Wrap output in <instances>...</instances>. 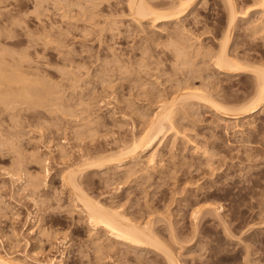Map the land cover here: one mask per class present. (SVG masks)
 Listing matches in <instances>:
<instances>
[{
	"label": "rangeland",
	"instance_id": "obj_1",
	"mask_svg": "<svg viewBox=\"0 0 264 264\" xmlns=\"http://www.w3.org/2000/svg\"><path fill=\"white\" fill-rule=\"evenodd\" d=\"M38 1H40L41 4ZM65 1L67 2V3L66 2L63 3L65 5L66 4L68 5V1H70L72 3L71 0H65ZM77 1L78 0H75L74 1L75 3L73 2L74 7H72L73 5H71V7H70V5H68V6L66 5L68 7L67 8L66 6H64V7L61 6L62 2H64L63 0H61V1L60 0H44V1H41V0H0V42L2 41L0 43V45H4V43H5L6 44L5 47H7V48L10 47L11 49L13 48V51H12L10 48L7 50V48H5L3 46L9 53L14 54L13 56L11 54V56L12 57H15V59H16V60H13L14 59L13 58L12 59L13 61L20 62L21 64L24 63L23 64V66L25 65L24 66L25 68L23 67L24 69H27V68L31 69L32 68L31 70H29V69L28 70L29 71H33V72L35 71V74L36 73H39L40 74V77L41 78L42 77L45 78L44 80L46 82H48V84L50 86H53L54 85L55 87L53 86V88H56L57 87L54 90H56V91L58 90L57 92L59 94H61V95H57V92L54 91V92H56L55 95L58 96L61 99V101L63 100L62 102H64V103L66 102L65 105H67L68 102L71 99H72L70 101L71 103L74 102V101L75 102L77 101V104L72 103V106L70 107V110L72 112V109L71 108H73L74 105L77 106V107L76 106L74 107L77 111L73 108V111L75 110L76 112L70 113V115H69V118L70 119L67 118L68 115H66L67 117L66 116L63 117L64 115L61 113V115H63V116H61L59 110H58V112H55L57 110V107H58V106H56V104H53L52 105V106L55 105L56 110L50 104L48 106H45L47 108L44 109L45 108L44 107L43 110L41 109L42 107H40V106H39V109H35V107L38 108V105H36L35 107L30 108V109H34L33 112H32V110H29L28 107H27L28 109L27 108L26 109H23V108L26 107V105H25V107H23L24 105L22 107H20L21 109L19 108V105H18L17 111H19L18 112L19 114L17 113V115H19L21 118L20 117L17 118V115L16 114H13V116L16 115L15 118L17 119V121H19V124L20 125L19 124L17 125V122L15 123L14 120H16V119L14 117L11 118L12 117L11 114H10L11 117L9 116V118H8V117H6V114H8V113H6L5 111H3L4 113H6L4 115V113H2L0 111L1 112L0 113V119L3 121L2 118H6V121H3L2 122L4 124H6V125L2 124L1 123V120H0V125H1L0 126V130L1 129H5V126H6V129H5L6 131H4V130H1L0 131V132H3V131L5 132V133L4 132L3 133L6 134V135H4V137H6V138L4 140V137H3V140H1L0 142L1 143L4 142V141L6 142L7 138H9L7 141L9 143H12L14 146L16 145V148H15V151L13 153H11V151H13V149L10 150L12 144H9L8 142H6L7 143V146H6V144L4 142V143H2L1 146L3 147V145H4V147H7V149L6 148L5 149L7 151L10 150L8 152L12 155V157L14 156L15 152L17 153V152H19V151L22 150L23 154H22V152H20L18 154H21L23 156V155H26V154L29 155L31 153V155L32 154L33 155H36V158L37 157L41 158V156L44 158V161L41 160V162H42L41 164L42 165L41 164L38 165L39 163H37V162L34 161V159H36L35 156L34 157L33 156H30L31 158L32 157L34 158L33 161L27 155H26L27 156L26 158H25V156H24V158L22 157L23 163L26 162L25 163V167H27L28 172L31 171L32 173H35L37 171H40V168L41 167L43 169L42 170L43 171L42 172V175H43V180L44 179L45 180L43 181L44 183L42 182V184L44 185V187H43V185L42 186L40 185V187L38 189H40L39 191H41V192L39 193V191L36 190V193H34V197L32 196L31 198H30L31 193H30L29 187L28 188L24 187L25 184H26L25 179H26L27 176H25V175H26V171L27 170L25 168H23V167L22 168L25 169V170H23L22 168L19 169L18 172H19V175L20 176L18 174H16V175L14 174L15 175V179H16V180H14L13 179L14 178V175L11 178L9 177L10 175L9 176H7V175L9 174L8 171L10 169H14V167H16V163L13 162V161H16V159H12L11 158L10 160H5L6 158L9 159L11 157V155L9 153L8 154L10 156L7 155L8 157H6V155H5L6 158H4L2 156L0 158V200L2 201V204H4V205L1 204L0 205V208L1 207L3 209L6 208L5 210H3L2 208L0 209V253L5 254V255H7V253H8V256L17 259L18 262L19 263L22 262V264H25V263L26 264H42L45 261L46 262L48 261L49 264H53V263L58 264L59 262L61 264H81L82 262H85L84 264H86L88 262V261L86 262V260H89V259L88 258L86 259V257H90V255L92 257V255L94 254V252L92 253V251H91L92 250L91 248H94L92 246L91 242L89 240H87V244H86V241H85L86 239H88L87 236H89V235H87L89 233V231H87L89 229V227L86 224L84 225V223L81 220H78L77 217H79V215L77 213L74 214L75 213L74 211L73 212H67L66 213V214L69 213V215L64 214L65 211H67V210L68 211H71L72 205L74 203L73 202L74 201L73 200L74 199L73 198L74 196H71L72 193L70 192L69 187H66L67 185H64V184L61 183V181H60L61 180L60 179L61 173L64 172L65 170H67L70 167H74L73 164L74 163L76 164V162H74V161H77V159L79 161V162L77 161L78 162V165L81 164L82 163L81 161L83 160V159H81V156L84 155L83 153H85V155L83 156L84 158L87 156L86 157L87 160H89V159L90 160H93V157L96 154L97 155L98 154L99 155H102L104 152H107V151H108V153H110L111 151L113 152L115 149H117V151H118V149L120 150L122 148L121 146H123V140H125V143L124 144H126L127 142H130V139L132 138V133L131 132H134L133 135H136V134L138 135V132L140 133V130L142 129L141 127L145 123L144 120L147 121L148 118H146V117H148V116H146L145 119L142 120V121L141 120L140 121L138 120V122H140V123H137V120L136 119H138V116L139 115L136 116L134 114L135 117H133L134 115L132 116L131 115L132 112H130L129 110L134 109V107H137V106L138 107L140 106L141 107L140 108L141 110H142V106H143V109H144V105L147 103L146 102L147 101L146 100L147 98H146V96H144V98H146V99H143V94L144 93H147L148 91H150V90H147V89H151L154 92V89L156 90V85H157V87H160L161 86L160 88H163V86L164 87H167V86L172 87V84L178 82V76L181 77L180 73L174 74L175 72L170 71V72H173V74H171L172 76H168V75H170L169 72L168 73L166 72L164 74L167 76V78L170 77L171 79L169 80V78H168L167 79L168 81H166V82H165L166 79H162L161 75L159 74V70L160 69L159 70L157 69V72H156V69H155L156 66H158L159 63H161L160 61H162L161 59L159 61L158 58H156L158 56V53L159 52H160L159 55H161V56L163 55L161 58H163L164 60L166 58V60H168L170 62L168 56H170V54L172 53V51H170V50L173 47V46L171 47L170 44L173 45L172 43H173L174 39L175 40L177 39L176 41L179 40L181 42L180 43L178 41L177 44H179V43L182 44L183 41H182L181 38H184L185 36L187 37V39H189V37H190L189 42L187 44L190 48H194V47L200 48L203 45H204V47H206V46H209V44L215 43V45H216L218 43L217 46H215L217 48L218 45H219V42L216 39V37L214 39V35L218 37L219 36V33H218L219 31H221L220 32V35H222L221 33H223V31H224V30L222 31V28L225 29V27H226L225 25L227 24L226 23L227 22L226 21L227 20L226 19V16H227V11H226L227 10L226 9L227 8V5H225L226 1H223L224 2L223 3L222 0H196L195 1L196 3H194V5H193V7L191 9L194 12L196 11L195 14H193L194 12H192L190 10V12H192V13L189 12L188 14H186L187 16L189 15L188 17H186V15L185 16H182L183 18L181 17L182 19H180L179 22L177 21L178 23L176 21L175 22L174 21H165V22H162L163 23L162 24L161 22H156L155 21L154 22L155 25H154L153 23L152 24L149 23V21H150L149 19L143 20V21H141L142 22L141 24L144 25L145 31L143 30V26L142 25H139V27L141 26V28H137L138 22L136 20H135L136 21L135 22L134 19H132L131 12H129L130 10L127 7L128 6V4H127L128 0H127V2H126V0H103V1L101 0L102 2L100 1V4L98 3V5H97V2H99V0H93V4H92V1L91 0H89V1L86 0L87 3L89 2L88 4L91 6V9L88 8L89 5L87 6V3H85L86 2L85 0H84L85 2L83 0H80L79 2H77ZM95 1H97V2H95ZM162 1L163 0H161L159 2H162ZM234 1H235L234 4H236V6H237V7L235 6V8L237 10L239 9L240 11H242V10L244 11L245 10L246 11V15H248V16H246L245 18H241L240 17L241 16L240 15L241 12L238 13V21H237V23H238L237 26L238 27H235L236 29L235 28L232 29L231 37H233V38H231L232 40H230V42L228 44V49H230V50L233 49L232 51H235L234 49H236L235 52H240V53H238L240 55H244V54L245 55H249V54H251V56L252 55L263 56L264 55V53H263L264 52V37H262L263 39L261 37H259V36L258 37H254V38H256L254 40V38L251 37L250 34H247L249 32H248V29L246 27L247 24H249L248 22H250L248 20H250L251 18L253 19L255 17L257 18V15L258 14H256V13H258V12H256V11H257V8L259 7V4H258V7L257 6L255 7V5H257L256 0H254V1L253 0H234ZM37 2L40 4V6L37 4ZM70 2H69V4H71ZM90 2H91V4H90ZM163 2H165L166 4H168L167 3L168 1H165L164 0ZM58 3H61V4H58ZM76 3L79 4V5L78 6L76 5V8H75V4ZM94 3H96V4H94ZM56 4H58V5H56ZM82 5H84V9H83ZM93 5H95L96 11H95V9L93 10V8H94ZM251 5H253V6H251ZM79 6L82 7V8L81 9L78 8ZM246 6H247V8L249 7V9L245 8ZM69 7L71 9H69ZM98 7H99V10L101 8V10H100L101 12L98 11ZM156 7H157V5H156ZM156 7H154V8L156 9ZM158 7H157V11H159L158 10ZM66 8H67V10H66ZM85 8H86V11L87 12L85 11ZM87 8L91 11V12L89 11L90 13H93V12L94 13L93 14H90L88 12V9ZM164 8H165V6L162 9L164 10ZM79 9L80 10L83 9L85 12L83 10L80 11ZM70 11H71V14L69 15L68 13H70ZM249 11H251V12L249 13ZM78 12H79V14H78ZM80 12H82L81 15H80ZM96 12L97 13L99 12V14H97ZM84 13H85V15L87 14L86 16H87L88 19H86L85 15L83 17H81ZM252 13L255 16L252 17V15H253ZM66 14L69 15L70 19H71V16H72V19L68 21V17H67L68 15H66ZM95 14H97L96 15L97 17H98V15L99 16L101 15L100 18L98 17L99 20L96 19L97 17H95ZM196 14H197V16H196ZM65 15H66V17H64ZM74 15L75 16L78 15V16H76V19H75V16ZM89 15H91V16L94 15V16H92V19H91V16H89ZM198 15H199L200 18L198 17ZM73 16H74V18H73ZM84 17L86 19L85 20L86 22L83 19ZM105 17H106V21L104 20ZM190 17H191V19H190ZM195 17H197V19ZM79 18H80V20H78ZM112 18H114V19H112ZM192 18H194V20H196V22H197V20H199V21L196 23ZM240 18H241V21H240ZM89 19L91 21H93V24H92L93 26L90 25L91 24V21H89ZM95 19L98 21L97 24H95V22H96V21H94ZM108 19H111V21L113 20L115 22L113 23V22L109 21ZM183 19L185 21H183ZM117 20H120V21L117 22ZM87 21L90 22V23H87ZM187 21H188V23L191 22V24L190 23L189 24L188 23L186 24ZM101 22H103V24ZM104 22H106V25H108V26H110V24H108V23H111V24H115L116 22L117 23L114 25V27H113V25H111L112 28L110 29L108 26L106 28V25H105ZM173 22L175 24H177V26ZM181 22H185L186 25H183L184 23H181ZM245 22H247V24ZM164 23L166 24V27L165 26H162V25H164ZM192 23L193 24L196 23V25H193ZM198 23L200 24L199 26L201 28L198 26ZM88 24H89V26H88ZM167 24H169V26L170 25L171 26L168 28ZM179 25H181V27L183 26V28L188 27L187 28L188 31H189V29L193 28V29H191L189 31V33H192L193 36L191 34H188V36H187L188 31L186 32V29H182V28H181L182 29V31H181ZM189 25H191V26H189ZM243 26L245 27L246 30L243 29L244 28ZM163 27H164V29H162ZM198 27H199V29H198ZM102 28L103 29L105 28V30H103ZM166 28H168V29H166ZM172 28H174V29H172ZM177 28H178V30H180L179 33H181V34H179L177 32ZM141 29L144 32L143 31L141 32L140 31ZM160 29H162V30H160ZM165 29L167 31L170 29L169 30V32H170L169 34L170 35H168V33H167V31ZM175 29H176V32H175ZM204 29L205 30L207 29L206 31L211 30L210 32L213 31L214 33H210L208 31V33L206 34V31H205V34L206 35L205 34L204 35L203 34L201 35L200 33H203L204 32ZM84 30H85V32H84ZM86 30H87V33H86ZM163 30L166 33H164ZM183 30H185V31H183ZM193 30H194L195 34H193ZM234 30H235V32H234ZM243 31H245V32L243 33ZM171 32L172 33H178L179 34L178 36H180L178 38H180L181 40L178 39V38H174L173 40H169L170 41V43H169L167 36H169V38H171V36L173 35ZM184 32L186 34V35L184 34L185 36L182 35V33H184ZM216 33L218 35H216ZM144 34L145 35L147 34L146 37L149 38V39L146 38L143 41V37L145 38ZM165 34H166V36L163 37ZM212 34H213V36H211ZM44 35H45V37L47 39L46 38H42V37H44ZM160 35L162 37H160ZM196 35H199L200 38H202L205 41V43L207 42L208 44L206 43L207 44L206 45L204 43V41L202 39H200L199 36H197L199 38V41L201 42V44H199L200 42H198V40L195 39V38H197ZM208 35H210L211 37L208 36ZM245 35H246V37H245ZM151 36L152 37L156 36L157 39L152 38ZM191 36H192V39H191ZM207 36H208V39L206 41ZM248 36L250 38H253V39L251 40L250 38H248ZM175 37H177V34H175ZM41 38H42V41H41ZM60 38H62V39H60ZM211 38H213V39H211ZM220 38L221 37H218V39H220ZM259 38H261V39H259ZM56 39H57V41L58 40H61V41H59L60 44L62 43V40H63V43L60 45L59 43H57V41H55ZM151 39H154L153 41H156V42L151 41ZM164 39L167 40L166 41L167 43L164 42ZM184 39L186 40V38H184ZM64 40H65V42H64ZM145 40L148 41V42L146 41L148 43V45L150 44V46H148V45H146V46L149 49L151 48L152 50H150V51L151 52L153 51V52L150 53V51H148V53H145V52L144 53L145 54H148V55H149V53L150 54H153V57L151 58L152 60L150 59V61L148 60V62H151V65H150L151 67L150 68L152 69V71H153V68H154L156 74H155L154 71L152 73V71L149 69L150 73L153 74L152 75L153 77H151V75L149 74V71H148V73H146V75L145 74H140V76H142V79H143L142 81L143 82H141V78H140L139 81H138V85H136V84L134 85V82L133 81H132L133 84L130 82V79L132 78V76H130V74L128 76V74H127V73H129L128 71L130 70V68L128 67L129 70H126L125 69V71H124V68H125L124 66H126L125 64L127 62H129V61L126 60L127 61L126 62L123 59L124 58L126 59V56H129V57L132 56L131 59L133 60V62H136L135 60L138 59L136 56L137 55L140 56L139 54H141L143 52L142 51V50H144L143 48L145 47V50L144 51L147 50L146 49V46H145V44H147V43L145 42ZM261 40H263V41H261ZM51 41H53V42H51ZM157 41H158V43L160 41V43L162 45L160 43L157 44ZM161 41H163V42H161ZM49 42L51 44H49ZM142 42L143 43L145 42V43L143 44ZM151 42H152V44H151ZM185 42L186 41H184L183 45L187 46L185 44ZM52 43H54V44H52ZM140 43H142V44H140ZM163 43H165V44L163 45ZM174 43H175V41H174ZM189 43H190V45H189ZM193 43H194V45L192 46ZM195 43L199 47L195 46ZM137 44H138V46H137ZM177 44H175L174 46H177ZM53 45H55L56 47H54ZM132 45L134 46L135 50L132 47ZM139 45L140 46L141 45H144V46H141L140 47ZM153 45H155L156 47H154ZM213 45H210V47L213 48L214 47ZM65 46H66V49H65ZM169 46H170V50H167V49H169ZM57 47H58L59 50H56V49L54 50V48H57ZM63 47H64V49H63ZM139 47L141 48L140 49L142 51V52L140 51L141 53L138 50ZM189 47H186V48L188 49ZM69 48H71L72 51ZM131 48H132L133 52H132ZM161 48H163V49H161ZM165 48H166V50L168 52L167 54H166ZM175 48L173 50H175ZM67 49H69L68 50L70 52V53L68 52L69 54H66ZM20 50H21V54L19 53ZM59 51H60V53H59ZM128 51H129V53H128ZM15 52L18 55L20 54L21 56L23 54V57L25 58V60L22 57L21 58V61H20V58L17 61V57H19L20 55L18 56ZM25 52H27V53H25ZM61 52H62L63 56L66 59L69 57L68 55H70V54L72 55V56L71 55L70 56L72 57V60L73 61L70 59V62L72 61L73 63L72 62L71 63L73 65L71 63L69 64L68 61H64L63 60L64 58H62L63 56L61 55ZM134 52L135 53L137 52V54L135 56H133L135 54ZM138 52H139V54H138ZM162 52H163V54H161ZM164 52H165V55L167 57L164 55ZM57 53H59V54H57ZM119 53H121V54L124 53V55H126V56L124 57V55H121V57L123 59L120 58L119 55L118 56H115V55H117ZM130 53H131V55H130ZM27 54H28V56H27ZM259 56H258V59L256 58V60H258V61H259V59L264 60V56L263 57H259ZM28 57H30V58H28ZM71 57H69V58H71ZM112 57L113 58L114 57L115 58L116 57L117 58L119 57L118 58L119 59V62L121 60L122 63L121 62L120 63L119 62H116L115 63V58L113 59ZM129 57H128V60H130ZM117 58H116V61H117ZM109 59H110V61H108V62L111 65H109V63H106L107 60H109ZM10 60L11 59H9V62L8 63L11 64L13 61L11 60L12 61L11 62ZM26 60H28V61H26ZM111 60H113V64L111 63ZM157 60L159 61V63H158ZM166 60H165V62L163 61V64L161 63L158 66V68L160 67V68L169 69V62L166 61ZM23 61H25V62H23ZM156 61H157L158 65L155 66L154 64H156ZM16 62H14V63H16ZM14 63H12V64H14ZM26 63H27V65L29 64L28 67H27ZM74 63H78V64L75 65ZM262 63H264V61H262ZM61 64H64L63 65L64 67H65L66 64H67V66L68 65H71L72 67L71 66H68V68L70 67L68 69L67 66H66V68H64ZM104 64H107V65H104ZM115 64H116V66L118 64V66L117 67H115V66L112 67V65H115ZM131 64L132 63H131V60H130V67L132 66ZM136 64H137V62L134 65H136ZM164 64L166 65L165 67H163ZM167 64H168V68H167ZM120 65L122 67H124V68H121ZM80 66H81V69H80ZM103 66H106V67L103 68ZM108 66H111L110 67L111 68V71L109 70L110 73L109 74H108V72L103 73V72H105V70H103V69H106V68L107 69H110ZM128 66H129V63H128ZM136 66H138V65H136ZM153 66H155V67H153ZM33 68H34V70H33ZM116 68H119V69H116ZM126 68H127V66H126ZM35 69L38 72H36ZM71 69H73V71H69ZM112 69H114V70H112ZM121 69L123 70V74H121V72H122ZM100 70H101V72H99ZM207 70L208 69H206V72L208 74L207 76H209V74H210V75H212L211 78L209 76L208 79H207V76H206V79L207 80L205 78H203V79L200 78V79H202V81L205 79V81H203L204 84L206 82H208V83H206L207 86L209 85L208 87L206 86L207 87L206 88L207 90H209V87H211L210 90L212 92H213V89L214 90L217 89V91H220V96H221V92L223 91V94H222L223 95V98H222V100L225 99L224 100L225 101L224 104H226V105H228V103H233L234 105H236V104H243V102H245L246 100H248V98H250V96L253 95V93H254L253 90L254 89L252 90V88H253V87L251 88L252 85L249 86L250 85V82H249V85H248V81L249 80H247V79H250V78H248V77H250V75H248V76H247V74L240 75V76H242L241 79H240V77H238L239 75L238 76H231V77H228L227 76L226 77L223 73H219V74H217L218 76H215V78H216L215 79L214 78V75H213L215 73L213 71H210V69L208 71ZM74 71H75V73H74ZM116 71H118V72H116ZM70 72H71L72 75H74V77L72 79H71L72 75H70ZM140 72L141 73H145L144 70H143V68L141 69V67H140ZM116 73H119L122 76L119 75V77H118V74L115 75ZM157 73L159 74L160 77L157 75ZM43 74H44V76H43ZM85 74H87V75H85ZM104 74H106L105 75L106 77H104ZM124 74H125V76H124ZM147 74L150 75V76H148ZM114 75L117 76L118 78L121 77L120 79H118V81L120 80L119 83L117 81V78L114 77ZM155 75H157L159 77V79H158L159 81H163L164 80L163 83H165V84L163 85V83H162V85H161L160 82L156 78L157 76H155ZM174 75H177V76L175 77ZM77 76L79 78H77ZM166 76H164L163 78H165ZM68 77H70L69 78V82L67 81L68 79H66ZM80 77H82L84 80H82V78L80 79ZM101 77H103V79H106L107 78L108 81L102 80ZM109 77L115 78L116 80L115 79H112L113 81L110 83ZM123 77H125V78L123 79ZM129 77H131V78H129ZM154 77H155V80L154 79L152 80V78H154ZM174 77H175V80H177V81L174 80ZM236 77H237V79H236ZM98 78H100V80H98ZM209 78L212 79V80H210ZM213 78L216 81L215 82L216 85H214V82L211 83L213 81ZM47 79H48V81H47ZM121 79L124 80V82L121 81ZM198 79L195 78L194 80L193 79L191 80L192 83L195 84L194 86H196L198 83H200V84L197 85L198 87H199V85L201 86L203 84L202 81H200V80L198 82ZM77 80H79V81H77ZM146 80L147 81L149 80L150 82L149 81L146 82ZM208 80L211 81L210 82L211 84H209V81ZM72 81H74V82H72ZM102 81H103V83H102ZM116 81H117V83H116ZM126 81L127 82L129 81L131 83V84L130 83L127 84L129 86L128 87V90L129 91H127V90L125 91L124 90V88L125 89L127 88V85H125L127 83ZM172 81H174V82H172ZM121 82H123V84ZM140 82L143 84V86H142V84H141V86L145 89L144 91H142L143 90L142 89L141 90V93L139 91L140 89L138 90V87L139 88L141 87L140 86ZM144 82L146 84L148 83V86L150 88L148 86L147 87L145 86L147 88L146 89L144 87V85H145ZM153 82H154V86H152L153 85L152 84ZM157 82H159L160 86H158L159 84ZM196 82H197V84H196ZM217 82H218V84H217ZM70 83H71V85H73V88H75V90L73 88H70V86H69ZM105 83L108 84L109 86H110V84H112V86H114V87H112V86L109 87L108 86L106 88ZM115 83L118 84V85H116ZM169 83H170V85H167ZM212 84L214 86L218 87V88H215ZM121 85H122V87H124L123 85H125V87L122 89L121 88ZM219 85H220V87H219ZM78 86L80 87L79 89H77ZM132 86H134V87L132 88ZM135 86H137V90H138L137 92H138V95H139L138 96L139 99H137V96H136V98L134 96V93L136 92V89H134ZM202 86H204V85H202ZM111 87H112V89H110ZM115 87H118V88L115 89ZM119 87L121 89H119ZM130 87L133 90L130 89ZM152 87H153V89H152ZM202 88L205 89V86L202 87ZM219 88H221V89L218 90ZM120 90L123 93H121ZM123 90L127 94H125ZM130 90H131V92H134L133 94L131 93L132 96L130 95ZM73 91H75V92L80 91V92H78V94L79 93H82L85 96L87 95L86 96V99H84L85 98L84 95H82V94H79L78 95L75 92H74L75 93L74 94ZM145 91H147V92H145ZM115 92L116 93L118 92L119 94H116ZM137 92H136V94H137ZM142 92H144V93H142ZM124 94L126 96H124V98L122 99V96L121 95H124ZM81 95H82V98L84 96V98L82 100L85 101V102L87 101L86 103L83 102L82 100L80 101V99H81L80 96ZM119 95H120V99H117V98H119ZM127 95L129 96V98H127ZM68 96H69V98H68ZM77 96H78V98H77ZM63 97H64V99H63ZM130 98H132L133 101ZM115 99H117V102H116ZM121 99H122V101L123 100H126V99H127V101L130 100V102L129 101L128 102L130 104H132V106H133V103L134 102H136L137 104L134 103V104H136V106H133V108H132V106H130L128 104V102H127V103L124 104L125 106H123L121 104V102H122ZM140 99H143V100H140ZM88 100H90L91 102H89ZM70 102H69V104H70ZM87 103H89L88 106H90V107L87 106ZM122 103H124V101ZM82 104H85V105L83 106ZM197 104H199V106H201V107H199ZM20 105H22V103H20ZM120 106L123 107V108L125 107L124 109H126V110H124ZM127 106L128 107H131V108L130 109L129 108H126ZM145 107H147V106H145ZM194 107H196V108H193L192 107V108H190V110L189 109L187 110L189 113L192 112V114L190 115L191 118L188 117L187 115L183 114L185 117L186 116L188 117V118L186 117L187 120L182 115L181 117H183V119L185 118L184 121H183L184 123L181 121V120H183L181 118V119H179V124H177V125H179L178 127L181 130V132L182 133L184 132L183 134H186L187 131H188L190 134L187 133L186 135H188L189 137H191L193 135L192 136L193 137L192 138L193 140H195L197 138L194 141V144L196 143V144H198L200 146V149H199L200 152L194 153L196 155L195 156L194 154H192L193 152H195L194 151V148H192L191 146H188L187 148H185V147L183 148L182 147V144H180L181 145L180 147H181V150L182 151L179 150V152H181V154L179 153V155L177 157H175L176 160L174 158H173L174 160L172 158L170 160V153L169 152H168L169 154L166 153V156H167V161H171V163L173 162L172 164H175V165L176 164H180V162L183 163V162L186 161V163H184L186 166L184 164H182V166L184 168L185 167L187 168V166L189 165L187 163L189 161H190L189 163L193 162V163H191V166L193 164V165H195V167L192 166L194 168L193 169V168H190L191 166L189 165L188 166L189 167L188 168L189 169V172L188 173H191L193 175H195V174L197 175V173L199 172L198 173L199 175H197V176L200 177V178H201V176H203L201 179H203V178L204 179L201 180L200 178H198L196 176H195V179L198 178L197 180H200L199 181L200 183L197 180H196L198 182L197 184H196V182H192L193 180L191 179L192 180L191 181L189 179V177H188V179L190 180L191 183L190 182H186L187 180H185L182 183V180L187 179L186 177L183 178V179H180L179 180L180 182L179 181H174L173 178H172L173 174L172 173H170V174L167 173L169 176H165V177L162 176V179H161V180H163L165 178L164 179L165 182H164V180L160 182V179H159V181H157V182H160L159 183L160 184V187H157V183H156L155 180L158 178V176H157V174H154V176H157V178L155 177L156 179L154 178L155 180L153 179L154 180V182H153L152 181V178L154 176H152L150 181L153 182L152 185H154V183H155V186L154 187L153 186L152 187H147V183L150 182V181H148L146 183L143 182V187L141 186L142 187L141 188L142 191H141L140 188H137V187H139V185L141 183H139V184L136 183V184L131 185V182H130V180H128L127 177H122L125 174L124 173L122 174L120 172V169H116L115 167L110 166L109 168L108 167H105V169L102 168V169H99V170L98 169H95L93 171L90 170V171L86 172L87 174L85 173V175H80V179H79L80 182H81V179L84 178L83 176H85V178L82 181L83 182H89L88 183L89 185L87 183L85 184V183H82L81 182L82 186L84 185L83 186L84 189L83 188L82 189L83 190H86V193L89 194V196L91 195L93 199L96 198L99 201L102 200L101 203L102 202L103 203L106 202L105 205H108L107 203H109V205H111L110 203H113V205L115 204L114 206L120 207V210H123L126 213L128 212L127 213L128 216L131 215L133 217V214L135 215L137 213L136 210H135V209H137L138 213H140V214L144 210L145 212L144 211L143 212L146 213L145 215H147L150 218V215L149 214L152 212L151 210L153 209V207L155 209L157 208L158 210L157 209L155 210L156 213L159 212L162 215V217L163 218L165 217L166 219L165 218L163 219L161 217H160L161 218L160 219L159 216H158L160 214H158V213H157L158 214L157 215L158 218H155L156 217L155 216L156 213L154 214V211H153L151 213L152 216H151L150 219H152V217H153L155 220L158 219V221H159V222L156 221L155 224L153 222V226H154V228L157 227L156 230H158V231L160 230L159 232H162V233H158V231H157L158 234H162L161 236L167 242V243L165 242L166 245H168V242H169L170 245H168V247L169 248L172 247L173 253L177 256V258L181 261L182 264H264V120H262L263 117H264V115L262 113H258V114H256L254 116V118H253L254 120L253 119L252 120L255 121V122L252 123V125L254 124L255 127H253L250 124H249L250 125V127H249V125H247L248 123H247V120L246 119L236 120V122H237L236 125H238V124L239 125L238 126H235V124H234L232 126L233 123H236V122H234V120L230 124H229L230 120L224 122V123H227L228 122L227 124H224L221 120H219L221 122L218 121V117H215L216 115H214V113L211 110L207 109L203 105H200V103H196L194 105ZM82 108H83V110H81ZM117 108L118 109L121 108L122 111L120 109L118 111ZM197 108H199V109H197ZM203 108H205V109H203ZM50 109H52V112L51 113H50V111H51ZM86 109L89 112H85ZM115 109L117 110L116 112H114ZM20 110H21V112H20ZM25 110H27V111H25ZM127 110L131 113V114L129 113L130 116H128V113L125 114L126 112H128ZM197 110H198L199 114H197L198 113ZM199 110L201 111V113H200ZM24 111H25V113H22ZM44 111H49V112H45L44 113ZM81 111H83L84 114ZM53 112H54V114H53ZM78 112H80L81 114L80 113L77 114ZM118 112H120V114ZM122 112L123 113L125 112L124 113L125 115L122 114ZM195 112H197V113H195ZM34 113H36V114H34ZM47 113H50V114H47ZM193 113L196 114V116ZM1 114H3L4 117H1L2 116ZM90 114H92L91 117L89 116ZM71 115L72 116L75 115L73 117V118H75L74 119V122H75L74 124L72 122L73 118L70 117ZM87 115H88L89 118L87 117ZM59 116H61V117H59ZM131 116H132V118H131ZM259 116H263V117H259ZM58 117H59V119L60 118L64 119L63 120L64 123H63L62 119H60V120L59 119H56ZM80 117H81V120H79ZM83 117L85 119L87 117L86 120H89V122H91V124H89L86 120L85 121L87 122V125L84 126V124L83 125H82V123L80 124V122H78V121H81L82 122L83 121ZM178 117H179V115H178ZM178 117H176V118H178ZM199 118L201 120L200 122H199ZM11 119L14 122L11 121ZM65 119H67V121ZM91 119H93V121ZM126 119H127V121H126ZM141 119H143V118H141ZM197 119H198V121H197ZM215 119H217V120H215ZM68 120L69 121L71 120V121L69 122ZM76 120H77V122H78L79 125L76 123ZM65 121H66V123H65ZM85 121H83V122H85ZM94 121H96V122L99 121L101 123H99V122L96 123ZM208 121H210L211 123L208 122ZM216 121L219 124L216 123ZM67 122H68V124H67ZM129 122L131 124H134L135 122L137 123V124L135 123V125L132 126L133 128L136 125L137 126L134 129H132L131 124ZM141 122H143L142 125H141ZM180 122H182L183 125L180 124ZM189 122H191V125L189 124ZM198 122H199V124H198ZM10 123L11 124H13V123L16 124L15 128L13 127L14 129H16V128L17 129L18 128L20 129V130L19 129L18 130L16 129L15 131L16 132L18 131L19 133L22 132V135H19V137L21 139L19 137L16 138V136H18L17 134H12L11 133V130L13 129L11 127L14 126L15 124H13L11 126ZM213 123L215 124V126H213L214 125ZM69 124H73L72 126H75V124H76L77 126H81V128L83 127L82 129L80 127L77 128L78 131L81 129L78 132V134L80 132H82V131H83V133L84 132L87 133L88 131H91L92 130L91 128H93V127L89 128L88 126H90V125L91 126H94L95 128L92 131L93 133L91 132L93 135L90 133L89 134L90 137L89 136L87 137L86 136V133H84V134H81L80 133L79 134V137L81 135V138L78 137L80 139V140H78V138L76 136V135H78L77 134V131H76L77 129L75 128L77 126H75V127H72L71 126L72 128L76 129V130H74V129H72L69 126ZM138 124L140 125V127H138L139 126ZM185 124H187V125L189 124V127L186 125L188 127V128L186 127L187 128V131H186V129H184L185 128ZM196 124H197V127L195 126ZM57 125H58V127H57ZM225 125L228 126L227 127L228 129H226V130H225V128H226ZM115 126H117V127H115ZM120 126H122L121 127L122 129L120 128ZM182 126L184 128L181 129L180 127H182ZM7 127H9L8 129L10 131L7 129ZM251 127H253V128H251ZM109 128H112V129H109ZM136 128H137L138 131L136 130ZM138 128H141V129H138ZM14 129L12 130L13 133H14ZM87 129H89V130L86 131ZM129 129L130 130L132 129V130L130 131ZM7 130L10 132V134H8L9 132L7 133ZM71 130H73V131H71ZM103 130H104V132H103ZM183 130H185L186 132L183 131ZM68 131H70V132H68ZM129 131H130V133H129ZM73 132H75L74 134H75L76 138H75ZM94 132H96L97 134L96 133L94 134ZM3 133H0L1 134L0 135V138L3 136L2 135ZM23 133H24V135H23ZM25 133H27V134L25 135ZM62 133H64V134H62ZM11 134L13 135V138H16V139L10 138V137H12ZM82 135H85L87 138H85V136L83 137ZM102 135H104V136H102ZM109 135H111V136H109ZM169 137L170 138L168 140L165 139V138L162 140L163 141L162 143H164L165 141H167L166 142L167 144L164 143V145L166 144L165 145V148H164V150H166V151H169L170 145L168 146V144H170V141L169 140H171V138L173 137V135L172 136L170 135ZM10 139L11 140H14V142L16 144L14 142H12ZM72 139H73V141H72ZM16 140L17 141L19 140L18 141L20 143L19 146H18V143H17ZM177 140H179V139L177 138ZM59 143H60V145H58L59 146L58 147L59 149H58L57 148V144H59ZM162 143H160V144H162ZM118 145L120 147H118ZM1 146H0V150L3 152V149H1ZM17 146L18 147H21L22 149L21 150H20V148L18 149ZM60 146H64L65 154H66V152H68L67 153L68 155L66 154L65 157H61L60 158L56 154L58 152V154L60 155V151H58V150H60V148L63 150V148L60 147ZM8 147H9V149H8ZM160 147H162V146L159 145L158 148H160ZM77 148H79V149H77ZM191 148H192V151H191ZM211 148L213 150L215 149V151L212 152ZM5 149H4V151L7 154V151ZM16 149L19 150V151H17ZM66 149L67 150L70 149V151H67ZM204 149L206 150V152H205L206 155H203V153H202L204 151ZM166 151H164V153ZM187 151L191 152V154L189 152H187ZM5 152L0 153V154L4 156ZM32 152H34V153H32ZM36 152H38L40 154V156H39L38 153L36 154ZM71 153H72V155H71ZM80 153H81V156H80ZM187 153H188V155H187ZM214 153H215V155L213 157V154ZM73 154H74V156H73ZM191 155H193V156H191ZM199 155H201L200 156L201 158H199ZM15 156H16V154H15ZM90 156H91V158H89ZM159 156L160 155H157L156 156V159L157 160H158V158H160ZM181 156H182V158H181ZM67 157H69V158H67ZM75 157L77 159H75ZM183 157H185V158H183ZM188 157L190 158V160H189ZM27 158L28 159L30 158L29 160H31V162ZM43 158H41V159H43ZM56 158H58V159H56ZM194 158L195 159L198 158V159L195 160ZM25 159H26V161H25ZM45 159H47L46 160L47 162L45 161ZM60 159L62 160V162L63 161L64 162L61 163L60 162L61 161ZM65 159H67V160H65ZM73 159H75V160H73ZM86 159H84V160H86ZM179 159L180 160L182 159V161H180ZM164 160L166 162L165 156L163 157V162H164ZM4 161H6V162L8 161L7 164ZM58 161L61 164H59ZM65 161L68 162V164L66 163L67 165H65ZM71 161H72V163L73 162L74 163L71 164ZM200 161H201V163H200ZM9 162L12 164V165H10L11 168H9V164H10ZM28 162L30 164H32V165H30L31 168L28 166L29 164L27 165ZM32 162L35 163L37 166H34V164ZM44 162H46V163H44ZM69 163H70V165H69ZM62 164L65 165V166H63ZM172 164H171V166H172ZM6 165H8V167ZM43 165H44V168H43ZM124 165L127 166L128 165V162H124L123 164H121V167H125ZM75 166H77V164ZM171 166H169V167H171ZM6 167L9 168V170ZM35 167H37V168H35ZM111 167H112V169H110ZM213 167L215 169H212ZM38 168H39V170H38ZM65 168H67V169H65ZM114 168L117 171L114 170L116 173L113 172V174H112L111 171H113ZM184 168L182 169L183 171H184ZM63 169H64V171H63ZM106 169H107L106 174H108L107 175L108 177L106 176L105 173H101L103 175L105 174L104 176L101 175V174H99L100 172H105L104 170H106ZM45 170H47L46 171L47 172L46 174H44L45 173L44 172ZM101 170H103V171H101ZM185 170H187V169H185ZM213 170H214V172L212 174V171ZM20 171H22V172H20ZM96 171L98 172V174H96L97 173ZM121 171L123 172V170H121ZM23 172L25 173V175H24ZM110 172H111L112 175L110 174ZM139 172H141V171H139ZM194 172H196V173H194ZM22 173H23V175H22ZM88 173H90V175L92 174V177L94 176L92 178V180H90V181L89 180H85L88 177H90V179H91V176H88ZM114 173H115V175H114ZM179 173H181V172H179ZM179 173L177 174V176L179 175ZM109 174H110V177L112 176L111 178H109ZM97 175H100V176H102L104 178L98 177L99 179H97V178H95V177H97ZM118 175H120V177L122 179L124 178V180L122 181V180L118 179ZM16 176H17V178H16ZM44 176H46V177H44ZM57 176H59V177H57ZM86 176H88V177H86ZM81 177H83V178H81ZM113 177H114V180H113ZM166 177H168L169 179L166 178ZM41 178H42V176H41ZM105 178H107V179L109 178V181L107 179H106L107 180L106 181ZM208 178H209L210 181L207 180ZM104 180H105V183L106 184L104 183ZM116 180H118L119 183L116 182ZM125 180H126V182H125ZM168 180H172L173 182L172 181H168ZM127 181H129V182H127ZM141 181H142V178H141ZM45 182H46V184H45ZM115 182L117 184H119L120 186L122 184V186L119 187ZM120 182H123V183H120ZM166 182L167 183L169 182V184L172 182L171 184L172 185L174 184L173 186H175V183H176V186L175 187H177V190H178V187H179L180 188L179 189L180 191H181V188L182 187L186 188V189L182 188V191L184 190L183 191L184 194H183V192L181 193V192H177V190H174V189H176L175 187L171 189L170 187L172 185L167 186L168 184ZM211 182H212V184L210 185ZM193 183H194V186H196V185L198 186L199 185V186H202V187H203V184L206 183L204 185L205 187L211 186L207 190H211V191L214 190V192H216V193H217V190H218V193L217 194L213 193L211 195L212 198L209 197V199L207 200V203H210L211 201H213V203H212L213 206L215 204V206L217 205L216 207H220L219 210H217V213L218 214L217 213H212V214H217V216L220 214L219 216H221V217H219V216H218V218L216 216L214 217L210 213L211 216L210 215H205V214L204 215L201 214V216L199 215L201 218L198 216L200 220L197 218V221H195V219H193L194 221L191 219V218H193V216H192V214H188V213H191V212H189L190 209L194 205H196V204H194V202H195L194 199L197 197V195H200L198 197H201L202 194H203L202 191L197 190V186L196 187L192 186ZM161 184H164V185H161ZM134 185L135 186L137 185V186L135 187ZM178 185H181V186H178ZM184 185H186V186H184ZM20 186H21V188L23 186V188L21 189ZM114 186L115 187L118 186L119 188L118 187L115 188ZM155 187L158 188V190L160 192ZM134 188H135V191H134ZM144 188H146V189L150 188V190H152V189L155 190L156 189L157 195H156V193H155V195H153L152 194L153 191L152 192L149 191L151 193L150 195H152L154 198H149L150 195L149 196L147 195V197H148L147 198L144 195L145 194V192L143 191ZM53 189H55L54 191L56 193L53 191ZM115 189L116 190L118 189V192H116ZM130 189H132V190H130ZM164 189L166 191H165V193L163 195V198H162L161 195L163 194L162 191H164ZM167 189L168 190L170 189L172 192L175 191V193H177V194L176 195H174L175 193L171 194L172 192H170V190L168 191ZM191 189L192 190L193 189L195 190V191L193 190V192L195 193V195H194V193L192 192ZM139 191L143 192L144 194H142ZM111 192H113V193H111ZM137 192H138V194L141 193L142 196L140 194H139V196H136V195H138V194H136ZM169 192H170L171 196L174 195L175 198L178 196L177 197V200L174 197L172 199H170L171 197H170V194H168ZM189 192H191V194L193 193L192 198L189 197V195L191 196V194ZM53 193H54V196H55V194L57 196L54 197L52 195ZM126 193L127 194L129 193L130 195H127ZM160 193H162V194L160 195ZM43 194H45L44 195L45 197H43ZM69 194H71V195H69ZM124 194H125V196H124ZM46 196H48V198L49 197L50 198L52 197L51 199L49 198L50 201L49 200L47 201L48 198ZM130 196H131L132 199L130 198ZM155 196H157L158 198L156 197L157 198L156 199ZM164 196L166 197V199H165ZM38 197H40V198H38ZM119 197H121V198H119ZM126 197H129L130 199L127 198V200H126ZM185 197H187L189 199L191 198L192 201L189 203L188 201H190L191 199L189 200V199H186ZM57 198H58V200H56ZM67 198L68 199L70 198L71 200L70 199L68 200ZM44 199H45V201H47L45 204L42 203ZM61 199H62V201H61ZM153 199H155V200L153 201ZM118 200H122V202H120L117 205L116 203L119 202ZM132 200H134V201H132ZM135 200L139 204L134 203V202H136ZM148 200H149V202H147ZM209 200H211V201H209ZM55 201H57V202H55ZM115 201H116V203H115ZM123 201H125L124 202L125 204H123ZM52 203H54V204H52ZM121 203L123 205H121ZM133 203L136 204L138 206V208ZM141 203H142L141 206H142L143 209L140 208L142 210H139V206H140ZM143 203H145V204L143 205ZM156 203H157V205H156ZM186 203H187V206H186ZM195 203H197V202H195ZM202 203H203V201H202ZM202 203L200 201L199 205L202 204ZM205 203H206V201H205ZM46 204L48 205L47 206L48 208L46 207ZM65 204L66 205L68 204L67 207L70 206L69 209L68 208L66 209V207H65L66 205ZM69 204H72V205H69ZM189 204H193V205L191 206ZM58 205L59 206L62 205L63 207L60 208L61 206L59 207ZM119 205H121V206H119ZM125 205H127L128 208H127V206L125 208ZM145 205L148 206V208ZM188 205L190 206V208H189ZM210 205H211V203H210ZM49 206H51L50 208L51 209L53 208V209L51 210L49 208ZM132 206H134L135 208H133ZM121 207H123V209H121ZM129 207L130 208L132 207L133 209L131 208L130 211H129ZM187 207H188L189 210L187 209ZM39 208H41V209H39ZM144 208H146V209H144ZM149 208H152V209H149ZM48 209H49V212H48ZM54 209H57V210L60 209V211L58 210L59 213L57 212V210L55 211ZM50 210H51V212H50ZM148 211H151V212H148ZM53 212H55V213H53ZM71 213H72V215H70ZM130 213H133V214H130ZM138 213L135 215L136 217L138 216ZM52 214L54 216L56 215V217H54ZM202 215H203V217H202ZM46 217H47V219H46ZM37 218H38V220H37ZM74 219L76 221L78 220L80 224L78 223V221L76 223V221ZM39 220L40 221L42 220V221L40 222ZM70 220H72V221H70ZM168 220H169V222H168ZM36 221H37L38 226L43 225L45 227V229H47L46 227H49L48 228L49 231H50V228L53 227V229L56 231V235L53 234V231H50L51 232V235H52L51 237L55 238V240L52 238V240H51L52 242H51L50 241L51 237H50V239H49L50 242L48 241L49 244H48V242H45V243L43 242L44 244H41L42 249H45L44 251H45L46 255L49 257V259H47L48 257H44L43 254L40 255V252H37L38 249H35L34 248L35 239H33V238L36 235L34 232H37L38 231V226L36 224ZM50 221H52L53 222V225H55V226H52V224H51ZM10 222H13V223H10ZM38 222H40L41 224L38 223ZM170 223H171V225H173L172 226V229L173 230H171V231L173 232L175 230L174 231L175 233H173V235H176L177 236L176 239L179 241V243L173 237V235L171 234V232L169 230V228L171 226L168 228V225ZM195 223H197L196 226H194ZM10 224H11V226H9ZM36 226H37V229H36ZM32 227L35 228V230H33ZM13 228H14L15 231L13 230ZM53 229H51V230H53ZM11 231L14 232L16 235H14ZM63 231L64 232L67 231V232L64 233ZM168 232H170V233H168ZM10 233H12V234H10ZM5 234H6V238H7V235H8V238L7 239L5 238ZM9 236L11 238H13L14 240L13 239H10ZM65 236L66 237L68 236V238H71L69 240H71L72 243H69V242H71L69 240H65V239H67ZM170 236L173 237V240H171V237ZM174 239L176 240V243H175V240ZM15 240H17V241H15ZM64 240H65V242L69 243L70 246H68V248L67 247L64 248L65 247ZM80 242L82 243V245H81ZM83 242H84V245L85 246L83 245ZM104 242L105 241H102V243H104ZM114 243H113V241L110 243L111 245L113 244L115 246L114 248H112L113 246L111 247V245L109 244L110 247L109 246L108 247L110 249H108V247H106L108 249V251H107L106 248H104L103 249L104 251L101 250L99 253H97V255L99 254L98 256L100 257L98 260L95 258V256H96L95 254L96 253L94 254L95 256L93 255V258L95 260H97L96 261L97 263L94 262V264H99V263L100 264H103V262H105L104 264H167V262H165V258L163 257V255H161L162 253H160V252L159 253L158 252L156 253V251L151 250L149 248H146V249L145 248H136V247H132V246L130 247L129 245L127 246L126 244H122V243H118V242H114ZM5 244H9L11 246V248H10L9 245H5ZM11 244H13V245H11ZM89 245H90L91 248L88 247ZM103 245H107V243L106 244L104 243ZM78 247L79 248L81 247L80 248V249H82L81 252H80V250H79ZM77 248H78V250H77ZM111 248L114 249V250H112ZM46 249H48V250L46 251ZM74 249L77 250V251H74ZM94 251H95V248H94ZM105 251L106 252H109V253H106ZM60 252H62V253H60ZM76 252H77V254L79 256L76 254ZM84 252L87 253V254L89 252L90 255L88 254L89 256H87L86 254H84ZM104 252L106 254H109V255L106 256L104 254ZM82 254H83V256H81ZM101 254H104V256L106 258L103 255L101 256ZM67 255H69V256H67ZM23 256H25V257L27 256V257L25 258ZM84 256H85V258H84ZM34 257L36 258V260H35ZM59 257L61 258V260H60ZM91 257H90V259H91ZM101 257H103V259ZM107 257L110 258V259H108ZM64 258H66V260ZM80 258L81 259L83 258L82 259L83 261L82 260H79ZM21 259L24 260V261H21ZM50 259H53V260H50ZM94 259H92V261L91 260H89V261L93 262ZM100 259H102V263L100 262L101 261ZM105 259L108 260V261H105ZM77 260H79L80 263ZM56 262H58V263H56ZM90 263H87V264H90Z\"/></svg>",
	"mask_w": 264,
	"mask_h": 264
},
{
	"label": "bare ground",
	"instance_id": "obj_2",
	"mask_svg": "<svg viewBox=\"0 0 264 264\" xmlns=\"http://www.w3.org/2000/svg\"><path fill=\"white\" fill-rule=\"evenodd\" d=\"M41 1H44V0H41ZM61 1V0H60ZM64 2H62V4L61 3H58V4H61V6H66L65 4H63V3H65L66 1L65 0H63ZM72 1V3L70 2V1H68V5H70V7H71V5H73L72 7H74V4H73V2L75 1H73V0H71ZM80 0H78L77 2H79ZM84 1V0H83ZM86 1V0H85ZM84 1V2H85ZM89 1V0H88ZM92 1V4H93V0H91ZM100 1L101 0H99V2H97V1H95V2H97V5H98V3L100 4ZM103 1V0H102ZM101 1V2H102ZM157 1V2H156ZM128 0V2H127V0H126V2H127V4H128V9L130 10L129 12H131V17H132V19H134V21L136 20L137 22H138V26H137V28H141V26L139 27V25H142L143 26V30L145 31V29H144V25L143 24H141L142 22L141 21H143V20H147V19H149L150 21H149V23L150 24H154V22L156 21V22H165V21H178L179 22V20L180 19H182L183 17L182 16H185L186 14H188L189 12H190V10L192 9V7H193V5H194V3H196L195 1L196 0H165V1H168L167 3L168 4H166L165 2H159V1H161V0ZM223 1H226V3H225V5H227V16H226V27H225V29H223L222 28V31H223V33H221L222 35H220V32L221 31H219L218 33H219V36L218 37H221L220 39H218V37L217 36H215L214 35V39H215V37H216V39L218 40V42H219V45H218V47L216 48L215 46H217V44L215 45V43H213V44H209V46H206V47H204V45L202 46V47H200V48H196V47H194V48H190L187 44H188V42H189V39H190V37H189V39H187V37L185 36L186 34H185V32L184 33H182V35L183 36H185L184 38H186V40L184 39V38H181L182 39V44H177L178 43V41H176L174 38H178V37H180V36H178L179 34H181V33H179V31L180 30H178V28H177V32L179 33H172L173 35L171 36V38H169V36H167L168 37V42L170 43V41L169 40H173L174 39V41H175V43H174V41H173V45H171L170 44V46L172 47H176L175 48V50H173L174 48L172 47L171 48V50H170V46H169V49H167V50H170V51H172V53L170 54V56H168V58H169V60H170V62L168 61V60H166V58H165V60L166 61H168L169 62V69H166V68H158V66L162 63L163 64V61L165 62V60L163 59V58H161L162 56L161 55H159L160 54V52L158 53V56L160 57H156V58H158V60L160 61V59L162 60V61H160L161 63H159V61H158V63H159V65H158V63H157V61H156V64H154L155 66L156 65H158V66H156V72H157V69L159 70V74L161 75V77H162V79H166L165 80V82L166 81H168L167 79L169 78V80L171 79L170 77H168L167 78V76L164 74V73H168L169 72V74L170 75H168V76H172L171 74H173V72H175L174 74H176V73H180V75H181V77H179L178 76V82L177 83H174V84H172V87H169V86H167V87H164L163 86V88H160L161 86H160V84L162 85V83H163V81H159L158 79H159V74L157 73V75L159 76H157V75H155V76H157L156 78H157V80L160 82V84H159V82H157L159 85L158 86H160V87H157V83L155 84L156 85V90L154 89V92L151 90V89H147L146 87L148 86V83L146 84L145 82H144V87L147 89V90H150V91H145V92H147V93H144V92H142V93H144L143 94V99H146L147 101V103L144 105V109H143V106H142V110L140 109L141 107L139 106H137V107H134V109H131V110H129L131 107H128L129 105L130 106H132V104H130L129 102H130V100H128L127 101V99L126 100H123L124 101V103H122L123 101H122V99L124 98V96H126L125 94H127V93H125V91L127 90V91H129L128 90V83H132V81L134 82V85L136 84V85H138V81H139V79L141 78V82H143L142 80V76H140V74H145L146 75V73H148V71H149V69L152 71V69L150 68L151 66V62H148V60L150 61V59L153 57V54H150V53H152L150 50H152L151 48L149 49L146 45H148V41L147 40H145V42L147 43V44H145V46H146V51H144L145 50V47L143 48L144 50H140L141 48V46H144V45H139L140 47H139V52L141 53V54H139V52H138V54L140 55V56H136L138 59H136L135 61L137 62V64L136 65H138V66H136V65H134L136 62H133V60L131 59L132 58V56L131 57H129V56H126V55H124V53L123 54H121V53H119V54H117V55H115V56H118L119 55V57L120 58H122L121 57V55H124V57L126 56V59L124 58H122L124 61H129V62H125L126 64V66H127V68H126V66H124V67H122L121 65V68H124V71H125V69L126 70H129V68H130V70L128 71L129 73H127L128 74V76H129V74H130V76H132V78L131 77H129V78H131L130 79V82L128 81H126L127 83L125 84V85H127V88L125 89L124 87H125V85H123L124 87H122V85H121V88L123 89L124 88V95H121L122 96V99H121V104L123 105V106H125L124 104L125 103H127L128 102V106L126 107V108H129L128 110L130 111V112H132V114L128 111V112H124L125 114H127L128 113V116H130L129 115V113L133 116L134 114L137 116V115H139L138 116V119H136L137 120V123H140V122H138V120L140 121H142V120H144L145 119V117L146 116H148V117H146V118H148V120L147 121H145L144 120V124H143V122H141V125L143 124V126L141 127V128H138V129H141L140 130V133L138 132V135L136 134V135H133V133L134 132H131L132 133V138L130 139V142H127L126 144H124L125 143V140H123V146H121L122 148L119 150L118 149V151H117V149H115L113 152L111 151L110 153H108V151L107 152H104L102 155H94V157H93V160H90L89 158H91V156L88 158L89 160H87L86 159V157L84 158L83 156L85 155V153H83L84 155L83 156H81V153H80V156H81V159H83L81 162V164H79L78 165V157L76 158L75 157V159H77V161H74V162H76V164H77V166H75L76 164L74 163H72V161H71V164H73V166L74 167H70V168H65V169H67V170H65L64 171V169H63V171L64 172H62L61 173V175H60V181H61V183L62 184H64V185H67L66 187H69V190H70V192L72 193V195L71 194H69V195H71V196H74L73 198V205L72 204H69V205H72V208H71V211H65V213L64 214H66L67 212H75L74 214H78L79 215V217H77L78 218V220H81L83 223H84V225L86 224L88 227H89V229L87 230V231H89V233L87 234V235H89V236H87L88 237V239H86L85 241H86V244H87V240H89L90 242H91V244H92V246L95 248V251H94V248H91L90 247V245L88 246V247H90L92 250V253L94 252V254L96 255H94L95 256V258L98 260L100 257L97 255V253H99L101 250H103L104 248H106V247H108L109 246V244L113 241V243L114 242H118V243H122V244H126L127 246L129 245L130 247L132 246V247H136V248H149V249H151V250H154V251H156V253L158 252H160V253H162L161 255H163V257L165 258V262H167V264H182L181 263V261L177 258V256L173 253V249H172V247L171 248H169L168 247V245H170L169 244V242H168V245H166V241H165V239H163V237L161 236L162 234H158V233H162V232H159L158 230H156L157 229V227H155L154 228V226H153V222H154V224L156 223V221L157 222H159L158 221V219H154L153 217H152V219H150L151 218V213L154 211V214L156 213V209L153 207V209L152 208H149V209H152L151 211H148V212H151L149 215H150V218L147 216V215H145L146 213H144L143 211L141 212V214L140 213H138V211H137V209H135L136 210V212L138 213V216L136 217L135 215L137 214H133V213H130V214H133V217L130 215V216H128V212L126 213V212H124L123 210H120V207H118V206H114L113 205V203H110L111 205H109V203H107L108 205H105L106 204V202L105 203H101V201H99L98 199H93L92 198V196L90 195L89 196V194H87L86 193V190H83L84 188H83V186H82V184H81V182L82 183H89V182H83L82 180L85 178V176H83V177H81V178H83V179H81V182H80V175H85V173L86 172H88V171H90V170H95V169H102V168H104L105 169V167H110V166H112V167H115L116 169H120V172L123 174H125L124 176H122V177H127L128 178V180H130V182H131V185H133V184H136V183H141L140 185H139V187H137V188H140V190H141V188L143 187V182L144 183H146V182H148V181H150L151 180V177L152 176H154V174H157V176H158V178H157V176H154L153 178H152V181L154 182V180L156 181V183H157V187H160V182L161 181H163V180H161L162 179V176L163 177H165V176H169L167 173H172L173 174V176H172V178H173V180L174 181H179L180 179H183V178H187V179H184V180H182V183L185 181V180H187L186 182H190V180L192 181V182H196V184L200 181V180H197L198 178H200V177H198L197 175H199L198 173H197V175L195 174V175H193V174H191V173H188L189 172V165L191 166V163H193V162H191V163H187V164H189L188 166H187V168L185 167H183L182 166V164H184V163H186V161L185 162H180V164H172L171 163V161H167V156H166V153H170V160H171V158L173 159H175V157H177L178 155H179V153L181 154V152H179V150H181V145L180 144H182V147L184 148H187L188 146H191L192 148H194V151L195 152H193L192 154H194V153H197V152H200L199 151V149H200V146L198 145V144H194V141L197 139H195V140H193L192 138V136L191 137H189L188 135H186L187 133L188 134H190L188 131H187V128L189 127V124L191 125V122H189V124L187 125V124H185V128L182 126V127H180L181 129L182 128H184V129H186V131H187V133L186 134H183L182 132H181V130L179 129V125H177V124H179V119H183V117H181L183 114H185V115H187L188 117H190L191 118V114H192V112L191 113H189L187 110L189 109L190 110V108H196V107H194V105L196 104V103H200V105H203L204 107H206L207 109H209V110H211L213 113H214V115H216L215 117H218V121L219 120H221L223 123L224 122H226V121H228V120H230V122H229V124L230 123H232L233 122V120H234V122H236V120H239V119H246L247 120V125H252V123H254L255 121H253L254 119V116L256 115V114H258V113H262L263 115H264V63H262V61H264V60H261V59H259V61L258 60H256V58L258 59V56H256V55H252L251 56V54H249V55H240V54H238V53H240V52H235L236 51V49H234L235 51H232V50H230V49H228V44H229V42H230V40H232L231 38H233V37H231V32H232V29L233 28H235V27H238L237 26V21H238V13H240L241 12V18H245L246 16H248V15H246V11L244 10H242V11H240L239 9L237 10L236 8H235V6H236V4H234L235 3V1L233 2L232 0H222V2ZM254 1V0H253ZM40 4H41V2L40 1H38ZM37 2V4L40 6V4ZM69 2L71 3V4H69ZM83 2V3H84ZM252 2V1H251ZM67 3V2H66ZM75 3V2H74ZM85 3H87V1L85 2ZM89 3V2H88ZM87 3V6L89 5ZM156 3V4H155ZM224 3V2H223ZM256 3H257V5H255V7L257 6L258 7V4H259V7L257 8V11L256 12H258V13H256V14H258L257 15V18L255 17V18H251L250 20H248V21H250V22H248L249 24H247V22H245L246 24H247V29H248V32L249 33H247V34H250L251 35V37H264V0H256ZM58 4H56V5H58ZM82 4V3H81ZM90 4H91V2H90ZM94 4H96V3H94ZM126 4V5H127ZM161 4V5H160ZM254 4V3H253ZM67 5V6H68ZM76 5L78 6L79 4H75V8H76ZM85 5V4H84ZM84 5H82V7H83V9H84ZM156 5H157V7H158V10L159 11H157V7H156ZM37 6V5H36ZM66 6V7H67ZM94 6V8H93V10L95 9V5H93ZM92 6V7H93ZM100 6V5H99ZM165 6V8H164V10L162 9L163 7ZM251 6H253V5H251ZM62 7V8H63ZM69 7V9H71ZM82 7H78V8H82ZM126 7V8H127ZM154 7H156V9L154 8ZM162 7V8H161ZM226 7V6H225ZM237 7V6H236ZM239 7V6H238ZM37 8V7H36ZM61 8V7H60ZM68 8V7H67ZM67 8H66V10H67ZM88 8H90L91 9V6L89 5V7ZM87 8V9H88ZM245 8H247V6L245 7ZM244 8V9H245ZM254 8V7H253ZM79 9V10H80ZM82 9V10H83ZM163 11H162V10ZM247 9H249V7L247 8ZM255 9V8H254ZM82 10H80V11H82ZM100 10H101V8H100ZM99 10V7H98V11L99 12H101ZM65 11V10H64ZM84 11V10H83ZM85 11H86V8H85ZM84 11V12H85ZM90 10L88 9V12H89ZM95 11H96V9H95ZM192 11V10H191ZM239 11V12H238ZM87 12V11H86ZM91 12V11H90ZM89 12V13H90ZM93 12V11H92ZM99 12L97 13V14H99ZM192 12H194V11H192ZM192 12H190V13H192ZM196 12V11H195ZM195 12L193 13V14H195ZM251 11H249V13H250ZM64 13V12H63ZM62 13V14H63ZM81 13L82 12H80V15H81ZM94 13V12H93ZM93 13H90V14H93ZM69 15L71 14V11H70V13H68ZM68 14H66V15H68ZM74 14V13H73ZM78 14H79V12H78ZM97 14H95V17H97L96 15ZM101 14V13H100ZM130 14V13H129ZM198 14V13H197ZM197 14H196V16H197ZM248 14V13H247ZM253 14V13H252ZM64 15V14H63ZM66 15L64 16V17H66ZM69 15L67 16L68 17V21L69 20H71L72 19V16H71V19H70V17H69ZM79 15V16H80ZM85 15V13L81 16V17H83ZM87 15V14H86ZM85 15V17H86V19H88L87 18V16ZM102 15V14H101ZM100 15V16H101ZM191 15V14H190ZM200 15V14H199ZM199 15H198V17H199ZM75 16V15H74ZM74 16H73V18H74ZM76 16H78V15H76ZM76 16H75V19H76ZM89 16H91V15H89ZM92 16H94V15H92ZM92 16H91V19H92ZM100 16L98 15V17L100 18ZM105 16V15H104ZM189 16V15H188ZM187 15H186V17H188ZM192 16V15H191ZM204 16V15H203ZM206 16V15H205ZM253 16H255L254 14L252 15V17ZM63 17V16H62ZM85 17L83 18L84 19V21L86 20L85 19ZM98 17L96 18L97 20H99L98 19ZM182 17V18H181ZM193 17V16H192ZM94 18V17H93ZM103 18V17H102ZM101 18V19H102ZM196 19H197V17H195ZM200 18V17H199ZM241 18H240V21H241ZM94 20V21H96L95 22V24H97V20ZM112 19H114V18H112ZM131 19V18H130ZM131 19V20H132ZM190 19H191V17H190ZM193 20H194V18H192ZM78 20H80V18L78 19ZM103 20V19H102ZM105 21H106V17H105V19H104ZM109 21H111V19H108ZM116 20V19H115ZM187 20V19H186ZM192 20V21H193ZM202 20V19H201ZM243 20V19H242ZM89 21H91L90 19H89ZM118 21H120V20H117V22ZM133 21V20H132ZM135 21V22H136ZM183 21H185L184 19H183ZM190 21V20H189ZM195 22H196V20H194ZM199 20H197V22H198ZM203 21V20H202ZM206 21V20H205ZM71 22V21H70ZM86 22V21H85ZM108 22V21H107ZM111 22H115V21H111ZM116 22V23H117ZM173 22V23H174ZM177 22V23H178ZM196 22V23H197ZM87 23H90V22H88L87 21ZM100 23V22H99ZM102 24H103V22H101ZM105 23V25H106V22H104ZM115 23V24H116ZM140 23V24H139ZM172 23V24H173ZM181 23H184L183 25H186L187 23H188V21L186 22V24H185V22H181ZM190 24H191V22H189ZM188 23V24H189ZM196 23L195 24H193V25H196ZM205 23V22H204ZM93 24V21H91V24L90 25H92ZM108 24H110V26H108V25H106V28H107V26L111 29L112 27H111V25H113V27H114V25L115 24H111V23H108ZM163 24V23H162ZM175 24V23H174ZM180 24V23H179ZM240 24V23H239ZM245 24V25H246ZM155 25V24H154ZM157 25V24H156ZM176 26H177V24H175ZM200 24L198 23V26H199ZM203 25V24H202ZM87 26V25H86ZM88 26H89V24H88ZM93 26V25H92ZM91 26V27H92ZM162 26H165L166 27V24L164 23V25H162ZM167 26H168V28L171 26H169V24H167ZM175 26V27H176ZM180 26V29L182 28V29H186V32L188 31L187 30V28L188 27H185V28H183V26L181 27V25H179ZM178 26V27H179ZM189 26H191V25H189ZM105 27V26H104ZM153 27V26H152ZM193 27V26H192ZM200 27V26H199ZM199 27H198V29H199ZM203 27V26H202ZM207 27V26H206ZM240 27V26H239ZM244 27V26H243ZM90 28V27H89ZM108 28V29H109ZM161 28V27H160ZM168 28H166V29H168ZM190 28V27H189ZM197 28V27H196ZM195 28V29H196ZM201 28V27H200ZM204 28V27H203ZM210 28V27H209ZM86 29V28H85ZM103 29V28H102ZM162 29H164V27L162 28ZM162 29H160V30H162ZM165 29V30H166ZM171 29V28H170ZM169 29V30H170ZM172 29H174V28H172ZM182 29H181V31H182ZM191 29H193V28H191ZM191 29H189V31L191 30ZM236 29V28H235ZM243 29H245V27L243 28ZM88 30V29H87ZM87 30H86V33H87ZM100 30V29H99ZM103 30H105V28L103 29ZM102 30V31H103ZM139 30V29H138ZM142 29L140 30L141 32L143 31ZM169 30L167 31V33H168V35H170L169 33ZM207 30V29H206ZM205 29H204V32L203 33H200L201 35L203 34H205V31H206ZM246 30V29H245ZM90 31V30H89ZM101 31V30H100ZM143 31V32H144ZM147 31V30H146ZM172 31V30H171ZM183 31H185V30H183ZM189 31H188V33H187V36H188V34H191L192 35V33H189ZM199 31V30H198ZM209 32L211 31V30H208ZM208 31H206V34L208 33ZM84 32H85V30H84ZM163 32L164 33H166L164 30H163ZM174 32V31H173ZM175 32H176V29H175ZM201 32V31H200ZM234 32H235V30H234ZM233 32V33H234ZM245 31H243V33H244ZM147 33V32H146ZM149 33V32H148ZM210 33H214L213 31L212 32H210ZM245 33V34H246ZM151 34V33H150ZM161 34V33H160ZM175 34H177V37H175ZM185 34V35H184ZM193 34H195V32H194V30H193ZM199 34V33H198ZM205 34V35H206ZM235 34V33H234ZM46 35V34H45ZM45 35H44V37H42V38H46L45 37ZM147 35V34H146ZM146 35L144 34V36H145V38L143 37V41H144V39H146L147 37H146ZM153 35V34H152ZM159 35V34H158ZM157 35V36H158ZM163 35V34H162ZM181 35V36H182ZM216 35H218L217 33H216ZM236 35V34H235ZM64 36V35H63ZM149 36V35H148ZM166 36V34L163 36V37H165ZM174 36V37H173ZM193 36V35H192ZM192 36H191V39H192ZM197 36H199V35H196V37ZM208 36H210V35H208ZM208 36H207V38H206V41H207V39H208ZM211 36H213V34L211 35ZM210 36V37H211ZM60 37V36H59ZM152 37V36H151ZM160 37H162L161 35H160ZM159 37V38H160ZM166 37V38H167ZM173 37V38H172ZM245 37H246V35H245ZM42 38H41V41H42ZM141 38V37H140ZM152 38H155V39H157V37L156 36H154V37H152ZM165 38V39H166ZM199 38H200V36H199ZM199 38L197 37V38H195V39H197L198 40V42H200L199 41ZM248 38H250L249 36H248ZM247 38V39H248ZM253 38H250L251 40L253 39ZM261 38H259V39H261ZM47 39V38H46ZM60 39H62V38H60ZM147 39H149V38H147ZM162 39V38H161ZM164 39V42H166L167 40H165ZM178 39H180V38H178ZM180 39V40H181ZM184 39V40H183ZM194 39V40H195ZM200 39H202V38H200ZM211 39H213V38H211ZM256 38H254V40H255ZM263 39V38H262ZM51 40V39H50ZM53 40V39H52ZM139 40V39H138ZM154 39H151V41H153ZM159 40V39H158ZM163 40V39H162ZM203 40V39H202ZM253 40V41H254ZM45 41V40H44ZM43 41V42H44ZM48 41V40H47ZM46 41V42H47ZM55 41H57V39L55 40ZM54 41V42H55ZM59 41H61V40H58L57 41V43H59L60 44V42ZM184 41H186L185 42V44L187 45V46H185V45H183V43H184ZM204 41V40H203ZM216 41V40H215ZM214 41V42H215ZM261 41H263V40H261ZM2 42V41H1ZM0 42V43H1ZM45 42V43H46ZM51 42H53V41H51ZM64 42H65V40H64ZM144 42V43H145ZM153 42H156V41H153ZM161 42H163V41H161ZM197 42V41H196ZM211 42V41H210ZM62 43H63V40H62ZM61 43V44H62ZM143 43V42H142ZM142 43H140V44H142ZM143 43V44H144ZM159 43H160V41H159ZM158 43V41H157V44H159ZM167 43V42H166ZM204 43H205V41H204ZM207 43V42H206ZM205 43V44H206ZM44 44V43H43ZM49 44H51L50 42H49ZM48 44V45H49ZM52 44H54V43H52ZM60 44V45H61ZM136 44V43H135ZM139 44V43H138ZM138 44H137V46H138ZM151 44H152V42H151ZM154 44V43H153ZM156 44V45H157ZM161 44V43H160ZM165 43H163V45H164ZM175 44H177V46H174ZM198 44V43H197ZM199 44H201V42L199 43ZM203 44V43H202ZM208 44V43H207ZM206 44V45H207ZM56 45V44H55ZM55 45H53L54 47H56ZM58 45V44H57ZM162 45V44H161ZM183 45V46H182ZM189 45H190V43H189ZM194 45V43L192 44V46ZM210 45H213L212 47L213 48H211L210 47ZM6 46V44L4 43V45H0V111L2 112V113H4L3 111H5L6 113H8V114H6V113H4V115L6 114V117H8L9 118V116H10V114L12 115V117L11 118H15L16 117V115H17V113L19 112V111H17V107H18V105H19V108L20 107H22L23 105V107H25V105H26V107L25 108H23V109H26L27 107L29 108V110H32V112L34 111V109H30V108H33V107H35L36 105H38V108L37 107H35V109H39V106L40 107H42L41 109L43 110V108L45 107V106H48L49 104L52 106L53 104H56V106H58L57 107V110H56V108H55V105L54 106H52V107H54L55 108V112H58V110H59V112H60V115H61V113L64 115H61V116H63V117H65L66 115H68V117L67 118H69V115H70V113H72V112H76L77 110L74 108L76 105H74V109L76 110H74L73 111V108H71L72 109V112H71V110H70V107L72 106V103H75V104H77V101L75 102H70V104H69V102H68V104L67 105H65L66 104V102L64 103V102H62L61 101V99L58 97V96H56L55 95V93L58 91H56V90H54V89H56V88H53V86H50L49 84H48V82H46L44 79L45 78H41L40 77V74L39 73H36L35 74V71L33 72V71H29V70H31V69H29V68H27L28 67V65H27V63H26V65H27V69H24L25 67V65L23 66V64H21L20 62H16V61H13V60H16L15 59V57H12L14 54H12V53H9L7 50L10 48H7V47H5V48H7V50L4 48V47ZM59 46V45H58ZM63 46V45H62ZM61 46V47H62ZM148 46H150V44L148 45ZM154 47H156L155 45H153ZM185 46V47H184ZM195 46H197L196 45V43H195ZM201 46V45H200ZM51 47V46H50ZM69 47V46H68ZM67 47V48H68ZM132 47L134 48V46L132 45ZM186 47H189L188 49L186 48ZM197 47H199V46H197ZM210 47V48H209ZM60 48V47H59ZM215 48V49H214ZM11 49V48H10ZM59 50L58 49V47L57 48H54V50ZM63 49H64V47H63ZM65 49H66V46H65ZM70 50H71V48H69ZM69 49H67V51H66V54H69L70 52L68 51ZM137 49V48H136ZM161 49H163V48H161ZM12 51H13V48L11 49ZM17 50V49H16ZM22 50V49H21ZM21 50H20V54H21ZM61 50V49H60ZM131 50H132V48H131ZM134 50H135V48H134ZM137 50V51H138ZM167 50H166V48H165V51H166V54L168 53L167 52ZM230 50V51H229ZM10 51V50H9ZM15 51V50H14ZM23 51V50H22ZM63 51V50H62ZM72 51V50H71ZM130 51V50H129ZM129 51H128V53H129ZM148 51H150V53H149V55L148 54H145V53H148ZM162 51V50H161ZM169 51V52H170ZM56 52V51H55ZM69 52V53H68ZM132 52H133V50H132ZM145 52V53H144ZM16 53V52H15ZM25 53H27V52H25ZM59 53H60V51H59ZM59 53H57V54H59ZM135 53V52H134ZM264 53V52H263ZM11 54H12V56H11ZM17 54V53H16ZM15 54V55H16ZM19 54V55H20ZM127 54V53H126ZM137 54V52L133 55V56H135ZM161 54H163V52L161 53ZM18 55V54H17ZM18 55V56H19ZM26 55V54H25ZM61 55L63 56V54H62V52H61ZM65 55V54H64ZM71 55V54H70ZM70 55H68L69 57H71ZM113 55V56H114ZM130 55H131V53H130ZM157 55V54H156ZM164 55H165V52H164ZM27 56H28V54H27ZM26 56V57H27ZM66 56V55H65ZM74 56V55H73ZM166 56V55H165ZM264 56V55H263ZM263 56H259V57H263ZM23 57V54H22V56L20 55L19 57H17V61L19 60V58H20V61H21V58ZM67 57V56H66ZM68 57V58H69ZM75 57V56H74ZM118 57V58H119ZM128 57H129V59L131 60V67H130V60H128ZM167 57V56H166ZM14 58V59H13ZM24 58V57H23ZM28 58H30V57H28ZM62 58H64L63 60L64 61H68V63L70 64L73 60H72V57L71 58H65L64 56L62 57ZM81 58V57H80ZM84 58V57H83ZM113 58V57H112ZM115 58V57H114ZM113 58V59H114ZM117 58V57H116ZM116 58H115V63L116 62H119V59L117 58V61H116ZM167 58V59H168ZM9 59H13L11 62L12 63H14V62H16V63H14V64H10V63H8L9 62ZM70 59L72 60L71 62H70ZM263 59V58H262ZM23 60V59H22ZM24 60H25V58H24ZM29 60V59H28ZM28 60H26V61H28ZM139 60V61H138ZM152 60V59H151ZM32 61V60H31ZM108 61H110V59L109 60H107V62L106 63H109ZM261 61V62H260ZM23 62H25V61H23ZM78 62V61H77ZM120 62H121V60H120ZM119 62V63H120ZM64 63V62H63ZM73 63V62H72ZM71 63V64H72ZM111 63L113 64V60H111ZM118 63V64H119ZM122 63V62H121ZM124 63V62H123ZM128 63H129V66H128ZM167 63V62H166ZM75 65L76 64H78V63H74ZM81 64V63H80ZM118 64H117V66H118ZM62 66L64 65V64H61ZM73 65V64H72ZM82 65V64H81ZM104 65H107V64H104ZM109 65H111L110 63H109ZM135 67H134V66ZM32 66V65H31ZM66 66H67V64L65 65V67L64 68H66ZM68 66H71V65H68ZM68 66H67V68H68ZM79 66V65H78ZM113 66H115V67H117L116 66V64L115 65H112V67ZM119 66V67H120ZM155 66H153V67H155ZM166 65L164 64V66L163 67H165ZM24 67V68H23ZM72 67V66H71ZM104 67H106V66H103V68ZM109 68L111 67V66H108ZM114 67V68H115ZM129 67V68H128ZM140 67H141V69L143 68V70H144V72L145 73H141L140 72ZM152 67V68H153ZM162 67V66H161ZM60 68V67H59ZM63 68V69H64ZM70 68V67H69ZM68 68V69H69ZM76 68V67H75ZM83 68V67H82ZM87 68V67H86ZM167 68H168V64H167ZM29 69V70H28ZM37 69V68H36ZM35 69V70H36ZM79 69V68H78ZM80 69H81V66H80ZM84 69V68H83ZM107 69V68H106ZM103 69V70H105V72H103V73H106V72H108V74L110 73L109 72V70L111 71V68L110 69ZM116 69H119V68H116ZM155 69L153 68V71L155 72ZM206 69H210V71H213L215 74H213L214 75V78H215V76H218L217 74H219V73H223L226 77L228 76V77H231V76H238V77H240V79H241V77L242 76H240V75H243V74H247V76L248 75H250V77H248V78H250V79H247V80H249L248 81V85H249V82H250V85L249 86H251V88H252V90H253V95H251L250 96V98H248V100H246L245 102H243V104H236V105H234L233 103H228V105H226V104H224L225 103V99H223L222 100V98H223V91L221 92V96H220V91H217V89L216 90H214L213 89V92L210 90V88L211 87H209V90H207L206 88L209 86H207L206 85V83H208V82H206L205 84L203 83V81H205V79H206V76L208 75L207 74V72H206ZM33 70H34V68H33ZM87 70V69H86ZM102 70V69H101ZM101 70L99 71V72H101ZM112 70H114V69H112ZM207 70V71H208ZM68 71V70H67ZM69 71H73V69H71V70H69ZM79 71V70H78ZM81 71V70H80ZM120 71V70H119ZM122 71V72H121ZM121 74H123V70L121 69ZM153 71H152V73H153ZM170 71H173V72H170ZM209 71V72H210ZM36 72H38L37 70H36ZM65 72V71H64ZM113 72V71H112ZM115 72V71H114ZM116 72H118V71H116ZM156 72H155V74H156ZM206 72V73H205ZM208 72V73H209ZM212 72V73H213ZM66 73V72H65ZM64 73V74H65ZM69 73V72H68ZM73 73V72H72ZM74 73H75V71H74ZM125 73V72H124ZM152 73H150V71H149V74L151 75V77H153L152 75ZM211 73V72H210ZM39 74V75H38ZM83 74V73H82ZM88 74V73H87ZM87 74H85V75H87ZM107 74V75H108ZM114 74V73H113ZM118 74V77H119V75H121V74H119V73H116L115 75H117ZM66 75V74H65ZM68 75V74H67ZM70 75H72L71 74V72H70ZM69 75V76H70ZM84 75V76H85ZM96 75V74H95ZM99 75V74H98ZM103 75V74H102ZM106 74H104V77H106L105 76ZM112 75V74H111ZM114 75V77L115 78H117V81H118V79H120V78H118L117 76H115ZM148 75V74H147ZM150 75H148V76H150ZM163 75V76H162ZM179 75V74H178ZM43 76H44V74H43ZM79 76V75H78ZM77 76V78H79ZM109 76V75H108ZM113 76V75H112ZM122 76V75H121ZM124 76H125V74H124ZM164 76H166L165 78H163ZM175 77L177 76V75H174ZM209 76H210V78H211V76L212 75H210L209 74ZM209 76H207V79H208V77ZM74 77V75H72V77H71V79ZM175 77H174V80H175ZM199 79H198V78ZM69 78L70 77H68V78H66V79H68L67 81L69 82ZM82 77H80V79H81ZM86 78V77H85ZM115 78H111V77H109V81H110V83L113 81L112 79H115ZM125 77H123V79H124ZM128 78V77H127ZM182 78V79H181ZM198 79V82H199V80L200 81H202V79L203 78H205L203 81H202V85H204L205 86V89L204 88H202V87H204V86H200L199 85V87L197 86L198 84H200V83H198L197 84V82H196V86H194L195 84H193L192 83V79L194 80V79ZM200 78H202V79H200ZM209 78V79H210ZM214 78H213V81L211 82V81H209V84H211V83H213L214 82V85H216L215 84V80H214ZM76 79V78H75ZM101 79L102 80H106V81H108V79L106 78V79H103V77H101ZM151 79V78H150ZM155 80V77L154 78H152V80ZM161 79V78H160ZM177 79V78H176ZM206 79V80H207ZM216 79V78H215ZM236 79H237V77H236ZM82 80H84L83 78H82ZM86 80V79H85ZM98 80H100V78H98ZM116 80V79H115ZM210 80H212V79H210ZM47 81H48V79H47ZM76 81V80H75ZM77 81H79V80H77ZM117 81H116V83H117ZM120 81V80H119ZM119 81H118V83H119ZM121 81H123L124 82V80H122L121 79ZM149 81V80H148ZM147 80H146V82H148ZM175 81H177V80H175ZM71 82V81H70ZM72 82H74V81H72ZM83 82V81H82ZM101 82V81H100ZM123 82H121L122 84H123ZM136 82V83H135ZM140 82V86H141V83ZM150 82V81H149ZM156 82V81H155ZM171 82V81H170ZM172 82H174V81H172ZM194 82V81H193ZM211 82V83H210ZM102 83H103V81H102ZM114 83V82H113ZM115 83V84H116ZM130 83V84H131ZM52 84V83H51ZM73 84V83H72ZM78 84V83H77ZM81 84V83H80ZM114 84V85H115ZM133 84V83H132ZM153 85L152 86H154V82L152 83ZM165 83H163V85H164ZM217 84H218V82H217ZM75 85V84H74ZM104 85V84H103ZM105 85H106V88L109 86L108 84H106L105 83ZM104 85V86H105ZM116 85H118V84H116ZM115 85V86H116ZM150 85V84H149ZM167 85H170V83L169 84H167ZM213 85V84H212ZM213 85V86H214ZM70 88H73V85H71V83H70ZM72 86V87H71ZM110 86H112V84H110ZM109 86V87H110ZM142 86H143V84H142ZM141 86V87H142ZM151 86V85H150ZM207 86V87H206ZM211 86V85H210ZM53 89H52V88ZM55 87V86H54ZM112 87H114V86H112ZM112 87L110 88V89H112ZM134 86H132V88H133ZM139 88L138 87V90L140 91V93H141V90L142 91H144L145 89L142 87V88ZM149 87V86H148ZM169 87V88H168ZM201 87V88H200ZM215 88H218V87H216V86H214ZM219 87H220V85H219ZM80 87L78 86V88L77 89H79ZM116 88H118V87H115V89ZM120 87H119V89H121ZM131 87H130V89H132ZM150 88V87H149ZM213 88V87H212ZM74 90H75V88H73ZM118 89V90H119ZM134 89H136V92L138 91L137 90V86H135V88ZM152 89H153V87H152ZM221 88H219L218 90H220ZM223 89V88H222ZM71 90V89H70ZM105 90V89H104ZM117 90V91H118ZM133 90V89H132ZM54 91H56V92H54ZM114 91V90H113ZM217 91V92H216ZM75 91H73V93H74ZM78 92H80V91H78ZM78 92H75V93H77L78 94ZM86 92V91H85ZM108 92V91H107ZM111 92V91H110ZM120 92H121V90H120ZM136 92L134 93V92H131V90H130V95L132 96V94L134 93V96H135V98H136V96H137V99H139L138 98V92H137V94H136ZM72 93V94H73ZM74 93V94H75ZM116 93V92H115ZM114 93V94H115ZM121 93H123V92H121ZM132 93V94H131ZM79 94H82V93H79ZM78 94V95H79ZM116 94H119L118 92L116 93ZM57 95H61V94H59L58 92H57ZM82 95H84V94H82ZM82 95L80 96V101L84 98V96H83V98H82ZM141 95V94H140ZM63 96V95H62ZM87 96V95H86ZM86 96H85V98L84 99H86ZM93 96V95H92ZM118 96V95H117ZM142 96V95H141ZM144 96H146V98H144ZM68 98H69V96H68ZM77 98H78V96H77ZM88 98V97H87ZM127 98H129V96L127 95ZM63 99H64V97H63ZM66 99V98H65ZM117 99H120V95H119V98H117ZM117 99H115L116 100V102H117ZM130 99H132V98H130ZM143 99H140V100H143ZM79 101V100H78ZM83 101V100H82ZM89 102H91L90 100H88ZM94 101V100H93ZM120 101V100H119ZM132 101H133V99H132ZM62 102V103H61ZM83 102H85V101H83ZM87 102V101H86ZM85 102V103H86ZM139 102V101H138ZM141 102V101H140ZM144 102V101H143ZM20 103H22V105H20ZM24 103V104H23ZM82 103V102H81ZM133 103V102H132ZM134 103H136V102H134ZM133 103V106H136V104H134ZM195 103V104H194ZM227 103V102H226ZM88 104L89 103H87V106H88ZM91 104V103H90ZM230 104V105H229ZM232 104V105H231ZM69 105V106H68ZM83 106L85 105V104H82ZM81 105V106H82ZM198 106H199V104H197ZM196 105V106H197ZM80 106V107H81ZM82 106V107H83ZM119 106V105H118ZM133 106H132V108H133ZM145 106H147V107H145ZM197 106V107H198ZM50 107V106H49ZM51 107V108H52ZM77 107V106H76ZM88 107H90V106H88ZM121 107V106H120ZM199 107H201V106H199ZM27 108V109H28ZM47 107H45L44 109H46ZM79 108V107H78ZM87 108V107H86ZM121 108H123V107H121ZM121 108H119L121 111H122V109ZM125 108V107H124ZM123 108V109H124ZM21 109V108H20ZM53 109V108H52ZM52 109H50L51 111H50V113L52 112ZM119 109L117 108V110L119 111ZM197 109H199V108H197ZM203 109H205V108H203ZM206 109V110H207ZM19 110V109H18ZM80 110V109H79ZM81 110H83V108L81 109ZM116 109H115V111L114 112H116L117 111ZM124 110H126V109H124ZM123 110V111H124ZM192 110V109H191ZM196 110V109H195ZM17 111V112H16ZM25 111H27V110H25ZM25 111L24 112H22V113H25ZM38 111V110H37ZM40 111V110H39ZM54 111V110H53ZM120 111V112H121ZM200 111V110H199ZM0 112V113H1ZM20 112H21V110H20ZM31 112V113H32ZM45 112H49V111H44V113ZM81 112H83V111H81ZM85 112H89L87 109H86V111ZM120 112H118L119 114H120ZM194 112V111H193ZM197 112H198V110H197ZM197 112H195V113H197ZM50 113H47V114H50ZM80 112H78L77 114H79ZM117 113V114H118ZM123 112H122V114H124ZM200 113H201V111H200ZM13 114H16V115H14L13 116ZM19 114V113H18ZM34 114H36V113H34ZM53 114H54V112H53ZM52 114V115H53ZM74 114V113H73ZM81 114V113H80ZM83 114H84V112H83ZM110 114V113H109ZM124 114V115H125ZM194 114V113H193ZM197 114H199V112L197 113ZM2 116L1 117H4L3 116V114H1ZM8 115V116H7ZM56 115V114H55ZM91 115L92 114H90L89 116L91 117ZM94 115V114H93ZM114 115V114H113ZM112 115V116H113ZM123 115V116H124ZM135 115L133 116V117H135ZM178 115H179V117H178ZM195 116H196V114H194ZM58 116V115H57ZM61 116H59V117H61ZM75 116V115H74ZM74 116H70L71 118H73ZM86 116V115H85ZM127 116V115H126ZM127 116V117H128ZM132 116H131V118H132ZM142 116V117H141ZM144 116V117H143ZM184 116V115H183ZM186 116V117H187ZM258 116V115H257ZM18 117H20L19 115H17V118ZM59 117L58 118H56V119H59ZM77 117V116H76ZM87 117H88V115H87ZM87 117H86V119H87ZM114 117V116H113ZM176 117H178V118H176ZM185 117V116H184ZM185 117V118H186ZM187 117V118H188ZM213 117V116H212ZM259 117H263V116H259ZM258 117V118H259ZM21 118V117H20ZM19 118V119H20ZM89 118V117H88ZM130 118V117H129ZM141 118H143V119H141ZM184 118V119H185ZM187 118H186V120H187ZM198 118V117H197ZM256 118V117H255ZM3 119V121H6V118H2ZM16 119V118H15ZM60 119H62V118H60ZM59 119V120H60ZM70 119V118H69ZM74 119L75 118H73V120H72V122H73V124L75 123L74 122ZM84 117H83V121H85L86 120ZM97 119V118H96ZM104 119V118H103ZM184 119L183 120H181L182 122L184 121ZM214 119V118H213ZM253 119V120H252ZM1 120V119H0ZM9 120V119H8ZM64 119H62V121H63ZM66 121H67V119H65ZM78 120V119H77ZM77 120H76V123L78 124V122H80V124L82 123V125L84 124V126L85 125H87V122L89 123V124H91V122H89V120H86L85 122H81V121H78L77 122ZM79 120H81V117H80V119ZM92 121H93V119H91ZM98 120V119H97ZM130 120V119H129ZM185 120V121H186ZM189 120V119H188ZM191 120V119H190ZM194 120V119H193ZM212 120V119H211ZM210 120V121H211ZM215 120H217V119H215ZM232 120V121H231ZM240 120V121H241ZM262 120H264V117H263V119ZM2 120H1V123L3 122ZM11 121H13L12 119H11ZM15 121V123L17 122V125L19 124V121H17V119L16 120H14ZM13 121V122H14ZM54 121V120H53ZM66 121H65V123H66ZM69 121V120H68ZM71 121V120H70ZM69 121V122H70ZM126 121H127V119H126ZM197 121H198V119H197ZM201 120H200V118H199V122H200ZM203 121V120H202ZM210 121H208V122H210ZM213 121V120H212ZM221 121H219V122H221ZM245 121V120H244ZM243 121V122H244ZM8 122V121H7ZM10 122V121H9ZM94 122H96V121H94ZM97 122H99V121H97ZM96 122V123H97ZM113 122V121H112ZM182 122H180V124H182L183 125V123ZM199 122H198V124H199ZM214 122V121H213ZM15 123H13V124H15ZM21 123V122H20ZM63 123H64V121H63ZM86 123V124H85ZM93 123V122H92ZM95 123V124H96ZM99 123H101V122H99ZM130 123V122H129ZM136 123V122H135ZM135 123L134 124H131V127L132 126H134L135 125ZM136 123V124H137ZM186 123V122H185ZM211 123V122H210ZM216 123H218L217 121H216ZM228 123V122H227ZM227 123H224V124H227ZM2 124H4V123H2ZM11 124V123H10ZM13 124H11V126L13 125ZM22 124V123H21ZM67 124H68V122H67ZM73 124H69V126L71 127ZM88 124V125H89ZM94 124V125H95ZM124 124V123H123ZM207 124V123H206ZM214 124V123H213ZM219 124V123H218ZM235 124V126H238V125H236L237 124V122L236 123H233L232 124V126ZM4 125H6V124H4ZM20 125V124H19ZM79 125V124H78ZM112 125V124H111ZM118 125V124H117ZM139 125V124H138ZM188 127H187V126ZM208 125V124H207ZM212 125V124H211ZM217 125V124H216ZM242 125V124H241ZM246 125V126H247ZM250 125H249V127H250ZM1 126V125H0ZM3 126V125H2ZM10 126V125H9ZM10 126V127H11ZM15 126H16V124L14 125V126H12L11 128H15ZM55 126V125H54ZM66 126V125H65ZM64 126V127H65ZM75 126H77L76 124H75ZM75 126H72V127H75ZM137 126V125H136ZM135 126V127H136ZM196 127H197V124L195 125ZM200 126V125H199ZM213 126H215V124L213 125ZM231 126V127H232ZM253 127H255V125L253 124L252 125ZM57 127H58V125H57ZM68 127V126H67ZM71 127V128H72ZM78 127H80L81 128V126H77V127H75L76 129L78 128ZM89 128H91V127H93V128H91L90 130L91 131H88L89 129H87L86 131H88L87 133L86 132H84V133H86V136L88 137L89 136V134L94 130V126H88ZM103 127V126H102ZM113 127V126H112ZM115 127H117V126H115ZM122 126H120V128H121ZM124 127V126H123ZM134 127V128H135ZM138 127H140V125L138 126ZM187 127V128H186ZM192 127V126H191ZM226 127V128H225ZM225 130L226 129H228L227 127V125H225ZM253 127H251V128H253ZM2 128V127H1ZM9 127H7V129H8ZM13 128V129H14ZM22 128V127H21ZM66 128V127H65ZM79 128V129H80ZM83 128V127H82ZM81 128V129H82ZM133 127H132V129H134ZM250 128V129H251ZM5 129H6V126H5ZM5 129H1V130H4V131H6ZM12 129V130H13ZM17 129V128H16ZM16 129H14V133L12 132V130H11V133L12 134H17L18 136H16V138H18L19 137V135H22V132H16L15 130ZM19 129V128H18ZM17 129V130H18ZM61 129V128H60ZM67 129V128H66ZM72 129H74V128H72ZM76 129H74V130H76ZM80 129V130H81ZM86 129V128H85ZM84 129V130H85ZM97 129V128H96ZM102 129V128H101ZM109 129H112V128H109ZM122 129V128H121ZM125 129V128H124ZM131 129V130H132ZM190 129V128H189ZM194 129V128H193ZM240 129V128H239ZM247 129V128H246ZM0 130V131H1ZM9 130V129H8ZM7 130V133L10 131H8ZM20 130V129H19ZM68 130V129H67ZM79 130V131H80ZM130 130V129H129ZM130 130V131H131ZM136 130H137V128H136ZM3 131V132H4ZM23 131V130H22ZM66 131V130H65ZM71 131H73V130H71ZM77 131V134H78V129L76 130ZM130 131H129V133H130ZM138 131V130H137ZM183 131H185V130H183ZM185 131V132H186ZM234 131V130H233ZM3 132H0V133H3ZM16 132V133H15ZM68 132H70V131H68ZM103 132H104V130H103ZM244 132V131H243ZM5 133V132H4ZM2 134L3 136L0 138V141L1 140H3V137H4V135H6V134ZM19 133V134H18ZM65 133V132H64ZM64 133H62V134H64ZM75 132H73V134H74ZM81 134H84L83 133V131L82 132H80ZM79 133V134H80ZM93 133V132H92ZM91 133V134H92ZM96 132H94V134H95ZM137 133V132H136ZM213 133V132H212ZM8 134H10V132L8 133ZM7 134V135H8ZM11 134V135H12ZM27 133H25V135H26ZM79 134L78 135H76L77 136V138L79 137ZM88 134V135H87ZM97 134V133H96ZM194 134V133H193ZM211 134V133H210ZM1 135V134H0ZM23 135H24V133H23ZM93 135V134H92ZM172 136L173 135V137L171 138V140H169L170 141V144H168V146L170 145V147H169V151H166V150H164V148H165V145L167 144L166 142L167 141H165L164 143H166L165 145H164V143H162L163 141V139L165 138V139H169L170 137L169 136ZM64 136V135H63ZM74 136H75V134H74ZM76 136H75V138H76ZM83 137L85 136V135H82ZM85 136V138H87ZM97 136V135H96ZM102 136H104V135H102ZM109 136H111V135H109ZM8 137V136H7ZM10 137V136H9ZM23 137V136H22ZM90 137V136H89ZM107 137V136H106ZM113 137V136H112ZM119 137V136H118ZM5 138L6 137H4V140H5ZM10 138H12V139H16V138H13V135H12V137H10ZM20 138V137H19ZM65 138V137H64ZM72 138V137H71ZM79 138H81V135H80V137ZM78 138V140H80ZM105 138V137H104ZM122 138V137H121ZM177 138L179 139V140H177ZM9 138H7V140H8ZM21 139V138H20ZM89 139V138H88ZM101 139V138H100ZM108 139V138H107ZM6 140V142H8ZM11 140V139H10ZM69 140V139H68ZM77 140V141H78ZM84 140V139H83ZM96 140V139H95ZM215 140V139H214ZM12 142H14V140H11ZM17 141V140H16ZM19 141V140H18ZM17 141V143H18V146H19V142ZM72 141H73V139H72ZM5 142V141H4ZM4 142H2V143H4ZM5 142V144H6V146H7V143ZM118 142V141H117ZM116 142V143H117ZM120 142V141H119ZM198 142V141H197ZM2 143L0 142V146L2 145ZM9 143V142H8ZM15 143V142H14ZM75 143V142H74ZM79 143V142H78ZM77 143V144H78ZM89 143V142H88ZM97 143V142H96ZM121 143V142H120ZM160 143H162V144H160ZM203 143V142H202ZM213 143V142H212ZM9 144H12V143H9ZM16 144V143H15ZM85 144V143H84ZM58 145H60V143L59 144H57V148L59 147ZM62 145V144H61ZM73 145V144H72ZM86 145V144H85ZM125 145V146H124ZM159 145H161L162 147H160V148H158V146ZM10 146V145H9ZM17 146V148L19 149L20 148V150L22 149L21 147H18ZM21 146V145H20ZM23 146V145H22ZM79 146V145H78ZM117 146V145H116ZM210 146V145H209ZM3 147H4V145H3ZM2 146H1V149H3V152H5L4 151V149L6 148L7 149V147H4L3 148ZM60 147H62L63 148V150L60 148V150H58V151H60V155L58 154V152L56 153L60 158L61 157H65L66 156V154L68 153V152H66V154H65V149H64V146H60ZM70 147V146H69ZM75 147V146H74ZM106 147V146H105ZM118 147H120L119 145H118ZM117 147V148H118ZM167 147V146H166ZM15 148H16V145L14 146L13 144L11 145V149L10 150H12L13 149V151H11V153H13L14 151H15ZM56 148V147H55ZM68 148V147H67ZM72 148V147H71ZM92 148V147H91ZM95 148V147H94ZM109 148V147H108ZM116 148V147H115ZM182 148V149H183ZM192 148H191V151H192ZM215 148V147H214ZM5 149V150H6ZM8 149H9V147H8ZM36 149V148H35ZM59 149V148H58ZM74 149V148H73ZM77 149H79V148H77ZM161 149V150H160ZM189 149V148H188ZM208 149V148H207ZM10 150H8V151H10ZM17 150V149H16ZM25 150V149H24ZM34 150V149H33ZM37 150V149H36ZM56 150V149H55ZM67 150V149H66ZM72 150V149H71ZM90 150V149H89ZM185 150V149H184ZM183 150V151H184ZM211 150H212V152H214L215 151V149L213 150L212 148H211ZM1 151V150H0ZM7 151V150H6ZM7 151V154H6V152H5V154H4V156L3 155H1L0 154V158H1V156L2 157H4V158H6V157H8L7 155H9L10 153ZM17 151H19V150H17ZM67 151H70V149L69 150H67ZM74 151V150H73ZM93 151V150H92ZM105 151V150H104ZM116 151V152H115ZM164 151H166L165 153H164ZM173 151V152H172ZM182 151V150H181ZM190 151V150H189ZM189 151H187V152H189ZM2 151L0 152V153H3ZM20 152H22V150L21 151H19V152H15V154H16V156H15V154H14V156L12 157V155H11V157L8 159V158H6L5 160H10L11 158L12 159H16V161H13V162H15L16 163V167H14V169H10L9 170V168H11L10 167V165H12L10 162V164H9V168H7L8 167V165H6L7 167V169L9 170L8 171V175L7 176H9L10 178L15 174H18L19 175V172H18V170L19 169H21L22 167L23 168H25L26 170H27V167H25V163H23V161H22V157L24 158V156H25V158L27 157V156H35V158H36V155H31V153L29 154V155H27L26 153V155H21V154H18V153H20ZM25 152V151H24ZM80 152V151H79ZM94 152V151H93ZM186 152V151H185ZM205 152H206V150L204 149V151L202 152L203 153V155H206L205 154ZM9 153V154H8ZM32 153H34V152H32ZM38 152H36V154H37ZM55 153V152H54ZM95 153V152H94ZM98 153V152H97ZM106 153V154H105ZM168 153V154H169ZM190 154H191V152H189ZM217 153V152H216ZM22 154H23V152H22ZM39 154V153H38ZM88 154V153H87ZM91 154V153H90ZM183 154V153H182ZM5 155H6V157H5ZM9 155V156H10ZM68 155V154H67ZM71 155H72V153H71ZM76 155V154H75ZM157 155H160L159 157L160 158H158V160L156 159V156ZM187 155H188V153H187ZM195 155V154H194ZM214 155H215V153L213 154V157H214ZM39 156H40V154H39ZM45 156V155H44ZM70 156V155H69ZM73 156H74V154H73ZM79 156V157H80ZM89 156V155H88ZM165 156V159H166V162H165V160H164V162H163V157ZM185 156V155H184ZM191 156H193V155H191ZM196 156V155H195ZM201 155H199V158H201L200 157ZM31 158L32 159V161H33V159L34 158ZM187 157V156H186ZM198 157V156H197ZM29 158V159H30ZM41 158H43L42 156H41ZM41 158H39V157H37L36 159H34V161L35 162H37V163H39L38 165H40L42 162H41V160H43L44 161V158L43 159H41ZM47 158V157H46ZM67 158H69V157H67ZM74 158V157H73ZM181 158H182V156H181ZM183 158H185V157H183ZM189 158V157H188ZM28 159V158H27ZM28 159V160H29ZM56 159H58V158H56ZM75 159H73V160H75ZM80 159V160H81ZM84 159H86V160H84ZM173 159V160H174ZM195 159V158H194ZM196 159H198V158H196ZM195 159V160H196ZM24 160V159H23ZM27 160V161H28ZM47 159H45V161H46ZM61 160V159H60ZM59 160V161H60ZM64 160V159H63ZM65 160H67V159H65ZM71 160V159H70ZM176 160V159H175ZM180 160V159H179ZM187 160V159H186ZM189 160H190V158H189ZM203 160V159H202ZM12 161V160H11ZM25 161H26V159H25ZM30 162H31V160H29ZM59 161H58V163H59ZM178 161V160H177ZM180 161H182V159L180 160ZM193 161V160H192ZM4 162H6V161H4ZM8 162V161H7ZM7 162H6V164H7ZM47 162V161H46ZM46 162H44V163H46ZM61 163H63L62 162V160L60 161ZM70 162V161H69ZM124 162H128V165L127 166H125V167H121V164H123ZM197 162V161H196ZM33 163V162H32ZM43 163V164H44ZM61 163H59V164H61ZM68 164V162H66L65 161V165H67ZM177 163V162H176ZM200 163H201V161H200ZM213 163V162H212ZM29 164V165H28ZM34 164V166H37L35 163H33ZM171 164H172V166H171ZM27 165L31 168V166L30 165H32V164H30L29 162L27 163ZM26 165V166H27ZM42 165V164H41ZM63 165V164H62ZM61 165V166H62ZM65 165H63V166H65ZM69 165H70V163H69ZM185 165V164H184ZM169 166H171V167H169ZM182 166V167H181ZM186 166V165H185ZM192 166H194L195 167V165H193L192 164ZM190 167V168H193V167ZM28 167V168H29ZM41 167V166H40ZM46 167V166H45ZM59 167V166H58ZM112 167L110 168V169H112ZM169 167V168H168ZM3 168V167H2ZM5 168V167H4ZM16 168V169H15ZM22 168V169H23ZM35 168H37V167H35ZM43 168H44V165H43ZM62 168V167H61ZM64 168V167H63ZM113 169V171H111L110 169V171L112 172V174H113V172H115L114 170H116V169ZM184 168V171L182 170ZM25 169H23V170H25ZM185 169H187V170H185ZM194 169V168H193ZM212 169H215L214 167L212 168ZM36 170V169H35ZM38 170H39V168H38ZM43 169H42V167L40 168V171H37V172H35V173H32L31 171H29L28 172V170L26 171V175H25V173H24V175L25 176H27L26 177V179H25V181H26V184H25V186L24 187H26V188H28L29 187V189H30V193H31V196H30V198L33 196L34 197V193H36V190H40V189H38L39 187H40V185L42 186L43 184H42V182L45 180H43V175H42V171ZM59 170V169H58ZM121 170H123V172L121 171ZM181 170V171H180ZM196 170V169H195ZM194 170V171H195ZM199 170V169H198ZM197 170V171H198ZM47 170H45L44 172V174H46L47 172H46ZM101 171H103V170H101ZM105 172H100L99 174H101V173H105L106 174V172H107V169L106 170H104ZM117 171V170H116ZM119 171V170H118ZM139 171H141V172H139ZM192 171V170H191ZM196 171V172H197ZM200 171V170H199ZM20 172H22V171H20ZM97 172V171H96ZM111 172H110V174H111ZM119 172V173H120ZM179 172H181V173H179ZM196 172H194V173H196ZM213 172H214V170L212 171V174H213ZM23 173H22V175H23ZM58 173V172H57ZM92 173V172H91ZM95 173V172H94ZM109 173V172H108ZM116 173V172H115ZM115 173H114V175H115ZM179 173V175L177 176V174ZM201 173V172H200ZM87 174V173H86ZM96 174H98V172L96 173ZM104 174V175H105ZM110 174H109V178H111L110 177ZM111 174V175H112ZM118 174V173H117ZM121 174V175H122ZM15 175H14V180H16L15 179ZM21 175V176H22ZM58 175V174H57ZM94 175V174H93ZM101 175H103V174H101ZM103 175V176H104ZM108 174H106V176H107ZM6 176V177H7ZM20 176V175H19ZM41 176H42V178H41ZM88 176H91V179H90V177H88ZM88 176H86V177H88V178H86L85 180H92V178L94 177H92V174L90 175V173H88ZM105 176V177H106ZM195 176L196 177H198L197 179H195ZM44 177H46V176H44ZM57 177H59V176H57ZM98 177H102V176H100V175H97V177H95V178H97V179H99ZM108 177V176H107ZM117 177V176H116ZM115 177V178H116ZM120 177V175H118V179H120V180H124V178L122 179L121 177ZM156 177V178H155ZM188 177H189V179H188ZM203 176H201V178H202ZM210 177V176H209ZM16 178H17V176H16ZM102 178H104V177H102ZM109 178L107 179V178H105V180L107 179L108 181H109ZM141 178H142V181H141ZM155 178V179H154ZM166 178H168V177H166ZM171 178V179H172ZM200 178V179H201ZM20 179V178H19ZM117 179V178H116ZM154 179V180H153ZM159 179H160V182H157V181H159ZM169 179V178H168ZM204 179V178H203ZM203 179H201V180H203ZM212 179V178H211ZM84 180V181H85ZM105 180H104V183H105ZM106 180V181H107ZM111 180V179H110ZM113 180H114V177H113ZM189 180V181H188ZM198 182H197V181ZM207 180H209V178L207 179ZM20 181V180H19ZM18 181V182H19ZM100 181V180H99ZM102 181V180H101ZM141 181V182H140ZM168 181H172V180H168ZM210 181V180H209ZM21 182V181H20ZM103 182V181H102ZM116 182H118V180H116ZM115 182V183H116ZM125 182H126V180H125ZM124 182V183H125ZM127 182H129V181H127ZM153 182H148L147 183V187H154L155 186V183H154V185H152L153 184ZM164 182H165V180H164ZM163 182V183H164ZM173 182V181H172ZM171 182V183H172ZM180 182V181H179ZM178 182V183H179ZM205 182V181H204ZM25 183V182H24ZM44 183V182H43ZM99 183V182H98ZM119 183V182H118ZM120 183H123V182H120ZM167 183V182H166ZM169 184V182L167 183L168 185L167 186H170V185H172V184ZM177 183V184H178ZM191 183V182H190ZM200 183V182H199ZM23 184V183H22ZM45 184H46V182H45ZM61 184V185H62ZM106 184V183H105ZM117 184V183H116ZM115 184V185H116ZM126 184V183H125ZM128 184V183H127ZM185 184V183H184ZM206 184V183H205ZM205 184H203V187L202 186H197V190H200V191H202V196L201 197H198V196H200V195H197V197L194 199L195 200V202H199L200 203V201H201V203H202V201H203V203L202 204H200L199 205V203L197 204V203H195L194 201V204H196V205H194L191 209H190V211L189 212H191V213H188V214H192V216H193V218H191L192 220L193 219H195V221H197V218L199 219V217L201 216V214H205V215H210V213H211V215H213L214 217L216 216L217 218H218V216L220 215H218L217 216V210H219V208L220 207H216L215 206V204H214V206H213V201H211V200H209V201H211L210 203H211V205H210V203H207V200L209 199V197H211L212 198V194L213 193H215V194H217L218 193V190H217V193L216 192H214V190H207L209 187H211V186H208V187H205L204 185ZM212 184V182L210 183V185ZM2 185V184H1ZM21 185V184H20ZM81 185V186H80ZM89 185V184H88ZM119 187H121L122 186V184H121V186L119 185V184H117ZM130 185V184H129ZM159 185V186H158ZM161 185H164V184H161ZM174 185V184H173ZM172 185V186H173ZM192 185V184H191ZM99 186V185H98ZM101 186V185H100ZM113 186V185H112ZM118 186H116V187H118ZM124 186V185H123ZM126 186V185H125ZM135 186V185H134ZM137 186V185H136ZM135 186V187H136ZM142 186V187H141ZM170 187L171 189L172 188H174L175 186H176V183H175V186H173V187ZM178 186H181V185H178ZM184 186H186V185H184ZM192 186H194V183H193V185ZM196 186H194V187H196ZM207 186V185H206ZM213 186V185H212ZM43 187H44V185H43ZM60 187V186H59ZM108 187V186H107ZM110 187V186H109ZM115 187V186H114ZM115 187V188H116ZM118 187V188H119ZM128 187V186H127ZM145 187V186H144ZM146 187V188H147ZM188 187V186H187ZM214 187V186H213ZM2 188V187H1ZM20 188H21V186H20ZM22 188H23V186H22ZM21 188V189H22ZM25 188V189H26ZM57 188V187H56ZM65 188V187H64ZM83 188V189H82ZM112 188V187H111ZM133 188V187H132ZM146 188H144L143 189V191L145 192V194L143 193V192H141V191H139V192H141L142 194H144L146 197H147V195L149 196L151 193L150 192H152V194L153 195H155V193H156V189L158 190V188H156L155 190L154 189H152V190H150V188H148V189H146ZM176 189H174V190H177V187H175ZM182 188H184V187H182ZM182 188H181V191L179 190L180 188L178 187V190H177V192H183L182 191ZM28 189V190H29ZM42 189V188H41ZM67 189V188H66ZM90 189V188H89ZM103 189V188H102ZM113 189V188H112ZM184 189H186V188H184ZM195 189V188H194ZM193 189V190H194ZM213 189V188H212ZM24 190V189H23ZM27 190V191H28ZM43 190V189H42ZM55 189H53V191H54ZM68 190V191H69ZM129 190V189H128ZM130 190H132V189H130ZM139 190V189H138ZM168 190V189H167ZM170 190V189H169ZM168 190V191H169ZM188 190V189H187ZM192 190V189H191ZM190 190V191H191ZM193 190H192V192H193ZM215 190V191H216ZM19 191V190H18ZM115 191L116 192H118V189L116 190L115 189ZM127 191V190H126ZM134 191H135V188H134ZM150 191V192H149ZM159 191V190H158ZM165 189H164V191H162V193H160V195L162 196V198H163V195H164V193H165ZM195 191V190H194ZM29 192V191H28ZM41 191H39V193H40ZM55 192V191H54ZM133 192V191H132ZM131 192V193H132ZM160 192V191H159ZM170 192H172L171 190H170ZM170 192L168 193V194H170ZM49 193V192H48ZM56 193V192H55ZM64 193V192H63ZM101 193V192H100ZM99 193V194H100ZM111 193H113V192H111ZM141 193H139L141 196H142V194ZM173 193H175V191L174 192H172L171 194H173ZM190 194H191V192H189ZM194 193V192H193ZM193 193L191 194V196L189 195V197H191L192 198V195H193ZM201 193V192H200ZM29 194V193H28ZM33 194V195H32ZM62 194V193H61ZM127 194V193H126ZM136 194H138V192L136 193ZM135 194V195H136ZM139 194L138 195H136V196H139ZM171 194H170V199H172L173 197L175 198V196L174 195H176L177 193H175L173 196H171ZM179 194V193H178ZM183 194H184V192H183ZM37 195V194H36ZM35 195V196H36ZM45 194H43V197H45L44 196ZM53 196H54V193L52 194ZM105 195V194H104ZM127 195H130L129 193L127 194ZM126 195V196H127ZM156 195H157V193H156ZM159 195V196H160ZM182 195V194H181ZM188 195V194H187ZM186 195V196H187ZM194 195H195V193H194ZM28 196V197H29ZM55 196H57L56 194H55ZM54 196V197H55ZM96 196V195H95ZM102 196V195H101ZM123 196V195H122ZM124 196H125V194H124ZM151 196V197H150ZM149 196V198H154L152 195H150ZM184 196V195H183ZM47 198H48V196H46ZM157 196H155V198H156ZM165 197V196H164ZM178 197V196H177ZM177 197L175 198L176 200H177ZM181 197V196H180ZM38 198H40V197H38ZM46 198V199H47ZM50 198V197H49ZM47 199V201L49 200L50 201V199L52 198H50V199ZM103 198V197H102ZM119 198H121V197H119ZM127 198H129V197H126V200H127ZM130 198H131V196H130ZM129 198V199H130ZM148 198V197H147ZM158 198V197H157ZM156 198V199H157ZM160 198V197H159ZM161 198V199H162ZM186 199H189V198H187V197H185ZM190 198V199H191ZM43 199V198H42ZM68 199V198H67ZM70 199V198H69ZM68 199V200H69ZM112 199V198H111ZM132 199V198H131ZM134 199V198H133ZM165 199H166V197H165ZM174 199V200H175ZM181 199V198H180ZM184 199V198H183ZM182 199V200H183ZM189 199V200H190ZM31 200V199H30ZM35 200V199H34ZM55 200V199H54ZM56 200H58V198L56 199ZM60 200V199H59ZM71 200V199H70ZM109 200V199H108ZM117 200V199H116ZM138 200V199H137ZM155 199H153V201H154ZM160 200V199H159ZM185 200V199H184ZM1 201V200H0ZM33 201V200H32ZM41 201V200H40ZM39 201V202H40ZM45 199L43 200V202L42 203H46L47 201H45ZM61 201H62V199H61ZM112 201V200H111ZM119 202L118 203H116V201H115V203L118 205L120 202H122V200H118ZM132 201H134V200H132ZM136 201V200H135ZM140 201V200H139ZM138 201V202H139ZM168 201V200H167ZM192 201V199L190 200V201H188L189 203ZM205 201H206V203H205ZM34 202V201H33ZM54 202V201H53ZM55 202H57V201H55ZM59 202V201H58ZM69 202V201H68ZM110 202V201H109ZM113 202V201H112ZM125 201H123V204H125L124 203ZM127 202V201H126ZM141 202V201H140ZM147 202H149V200L147 201ZM169 202V201H168ZM36 203V202H35ZM61 203V202H60ZM71 203V202H70ZM134 203H136V204H139V203H137V201L136 202H134ZM133 203V204H134ZM166 203V202H165ZM2 204V201L0 202V205ZM48 204V203H47ZM46 204V207L48 206ZM52 204H54V203H52ZM51 204V205H52ZM56 204V203H55ZM58 204V203H57ZM63 204V203H62ZM122 203H121V205H123ZM136 204H134L137 208H138V206L136 205ZM145 203H143V205H144ZM150 204V203H149ZM2 205H4V204H2ZM66 205V204H65ZM64 205V206H65ZM68 205V204H67ZM67 205L65 206L66 207V209L68 208L69 209V207H67ZM121 205H119V206H121ZM129 205V204H128ZM142 205V203L140 204V206ZM147 205V204H146ZM145 205V206H146ZM156 205H157V203H156ZM189 205H193V204H189ZM188 205V206H189ZM6 206V205H5ZM42 206V205H41ZM54 206V205H53ZM59 206V205H58ZM61 206V207H60ZM59 207L60 208H62L63 206L62 205H60ZM126 206L127 205H125V208H126ZM131 206V205H130ZM139 206V210H142L143 208H142V206L140 207ZM150 206V205H149ZM186 206H187V203H186ZM219 206V205H218ZM38 207V206H37ZM51 206H49V208H50ZM64 207V208H65ZM133 208H135L134 206H132ZM131 207V208H132ZM144 207V206H143ZM147 208H148V206H146ZM157 207V206H156ZM2 208V207H1ZM0 208V209H1ZM5 208V207H4ZM48 208V207H47ZM56 208V207H55ZM127 208H128V206H127ZM130 207H129V211H130V209H131ZM132 208V209H133ZM140 208H142V209H140ZM189 208H190V206H189ZM3 209V208H2ZM6 209V208H5ZM5 209H3V210H5ZM39 209H41V208H39ZM51 209V208H50ZM53 209V208H52ZM51 209V210H52ZM121 209H123V207H121ZM144 209H146V208H144ZM187 209H188V207H187ZM51 210H50V212H51ZM55 211L57 210V209H54ZM59 211H60V209H58ZM58 210H57V212H58ZM125 210V209H124ZM134 210V211H135ZM158 210V209H157ZM189 210V209H188ZM48 212H49V209H48ZM147 212V211H146ZM43 213V212H42ZM46 213V212H45ZM53 213H55V212H53ZM59 213V212H58ZM158 214H160L159 212H157ZM155 214V218H158V216H159V218L161 217V218H163L162 217V215L160 216V215H158V214ZM212 213H217V214H212ZM3 214V213H2ZM49 214V213H48ZM53 215V214H52ZM66 215H69V213L68 214H66ZM70 215H72V213L70 214ZM77 215V216H78ZM158 215V216H157ZM200 215V216H199ZM203 215H202V217H203ZM210 215V216H211ZM54 216V215H53ZM199 216V217H198ZM54 217H56V215L54 216ZM219 217H221V216H219ZM58 218V217H57ZM66 218V217H65ZM68 218V217H67ZM74 218V217H73ZM72 218V219H73ZM76 218V219H77ZM160 218V219H161ZM165 218V217H164ZM163 218V219H164ZM201 218V217H200ZM45 219V218H44ZM46 219H47V217H46ZM159 219V220H160ZM162 219V220H163ZM166 219V218H165ZM220 219V218H219ZM222 219V218H221ZM37 220H38V218H37ZM75 220V219H74ZM77 220V221H78ZM153 220V221H152ZM155 220V221H154ZM200 220V219H199ZM40 221V220H39ZM42 221V220H41ZM40 221V222H41ZM44 221V220H43ZM70 221H72V220H70ZM76 221V220H75ZM77 221H76V223H77ZM167 221V220H166ZM194 221V220H193ZM40 222H38V223H40ZM51 222V224H52V226H55V225H53V222L52 221H50ZM74 222V221H73ZM168 222H169V220H168ZM167 222V223H168ZM10 223H13V222H10ZM43 223V222H42ZM47 223V222H46ZM45 223V224H46ZM71 223V222H70ZM78 223H79V221H78ZM172 223V222H171ZM171 223L168 225V228H169V230H170V232H171V234L173 235V233H175L174 231L172 232L171 230H173L172 229V226L173 225H171ZM223 223V222H222ZM36 224H37V221H36ZM41 224V223H40ZM44 224V225H45ZM80 224V223H79ZM194 224V223H193ZM196 224L197 223H195V225L194 226H196ZM50 225V224H49ZM83 225V224H82ZM9 226H11V224L9 225ZM35 226V225H34ZM33 226V227H34ZM37 226H38V224H37ZM37 226H36V229H37ZM51 226V227H52ZM156 226V225H155ZM8 227V226H7ZM32 227V228H33ZM70 227V226H69ZM47 229H45V227L43 226V225H40V226H38V231L37 232H34L36 235L34 236V238L33 239H35V245H34V248L35 249H38L37 250V252H40V255L41 254H43V256L44 257H48L47 255H46V253H45V249H42V246H41V244H44L45 242H48L49 241V239H50V237L52 236L51 235V232L50 231H53V234H55L56 235V231L53 229V227L52 228H50V231H49V227H46ZM86 228V227H85ZM51 229H53V230H51ZM13 230H14V228H13ZM12 230V231H13ZM33 230H35V228H33ZM48 230V231H47ZM156 230V231H155ZM11 231V232H12ZM15 231V230H14ZM157 231H158V233H157ZM4 232V231H3ZM55 232V233H54ZM64 232V231H63ZM62 232V233H63ZM65 232H67V231H65ZM64 232V233H65ZM70 232V231H69ZM170 232H168V233H170ZM5 233V232H4ZM9 233V232H8ZM14 235H16L14 232H12ZM12 233H10V234H12ZM33 233V234H34ZM58 233V232H57ZM9 234V235H10ZM60 234V233H59ZM69 234V233H68ZM66 235V234H65ZM171 235V236H172ZM54 236V235H53ZM62 236V235H61ZM170 236V237H171ZM4 237V236H3ZM10 237V236H9ZM33 237V236H32ZM55 237V236H54ZM66 237V236H65ZM86 237V238H87ZM162 237V238H161ZM173 237L176 239V235H173ZM173 237H171V240H173ZM5 238H6V234H5ZM7 238H8V235H7ZM6 238V239H7ZM52 238L53 237H51V239H50V241L52 240ZM60 238V237H59ZM67 239H65V240H69V239H71V238H68V236L66 237ZM192 238V237H191ZM10 239H13V238H11L10 237ZM54 240H55V238H53ZM57 239V238H56ZM63 239V238H62ZM163 239V240H162ZM174 239V240H175ZM9 240V239H8ZM14 240V239H13ZM60 240V239H59ZM65 240H64V243H65V247L64 248H68V246H70L69 245V243H72V241L71 240H69V241H71V242H69V243H67V242H65ZM73 240V239H72ZM78 240V239H77ZM84 240V239H83ZM177 240V239H176ZM176 240H175V243H176ZM12 241V240H11ZM15 241H17V240H15ZM49 241V242H50ZM62 241V240H61ZM75 241V240H74ZM102 241H105L104 243L106 244L107 243V245H103L104 243H102ZM111 241V242H110ZM168 241V240H167ZM178 241V240H177ZM13 242V241H12ZM44 242V243H43ZM49 242H48V244H49ZM52 242V241H51ZM54 242V241H53ZM110 242V243H109ZM166 242V243H165ZM33 243V242H32ZM60 243V242H59ZM63 243V242H62ZM67 243V244H66ZM81 243V242H80ZM109 243V244H108ZM178 243H179V241H178ZM10 244V243H9ZM9 244H5V245H9ZM56 244V243H55ZM78 244V243H77ZM115 244V243H114ZM11 245H13V244H11ZM81 245H82V243H81ZM83 245H84V242H83ZM111 245V244H110ZM10 246V245H9ZM85 246V245H84ZM113 246V247H112ZM47 247V246H46ZM83 247V246H82ZM87 247V246H86ZM110 247V246H109ZM108 247V249H110ZM111 247L112 248H114L115 246L112 244L111 245ZM7 248V247H6ZM10 248H11V246H10ZM79 248V247H78ZM78 248H77V250H78ZM81 248V247H80ZM79 248V250H80V252L82 251V249H80ZM111 248V249H112ZM107 249V248H106ZM108 249H107V251H108ZM172 249V250H171ZM48 249H46V251H47ZM77 250H75L74 249V251H77ZM86 250V249H85ZM90 250V249H89ZM112 250H114V249H112ZM111 250V251H112ZM9 251V250H8ZM70 251V250H69ZM87 251V250H86ZM85 251V252H86ZM104 251V250H103ZM110 251V250H109ZM2 252V251H1ZM7 252V251H6ZM35 252V251H34ZM49 252V251H48ZM84 252V254H86L87 256H89L90 255V251L88 252V254L87 253H85ZM106 252V251H105ZM104 252V254L107 256V255H109V254H106V253H109V252H106L105 253ZM14 253V252H13ZM60 253H62V252H60ZM68 253V252H67ZM103 253V252H102ZM31 254V253H30ZM64 254V253H63ZM76 254H77V252H76ZM80 254V253H79ZM104 254H101V256L103 255L104 256ZM72 255V254H71ZM78 255V254H77ZM93 255H92V257H91V255H90V257H91V259H90V257H86V259L88 258L89 260H91L92 261V259H94L93 258ZM7 256V257H6ZM61 256V255H60ZM67 256H69V255H67ZM66 256V257H67ZM79 256V255H78ZM81 256H83V254L81 255ZM23 257H25V256H23ZM27 257V256H26ZM25 257V258H26ZM32 257V256H31ZM30 257V258H31ZM63 257V256H62ZM105 257V256H104ZM18 258V257H17ZM24 258V259H25ZM35 258V257H34ZM54 258V257H53ZM60 258V257H59ZM75 258V257H74ZM84 258H85V256H84ZM102 259H103V257H101ZM106 258V257H105ZM108 258V257H107ZM112 258V257H111ZM19 259V258H18ZM33 259V258H32ZM47 259H49V257L47 258ZM65 260H66V258H64ZM63 259V260H64ZM83 259V258H82ZM81 258L79 259V260H82ZM102 259H100L101 261V263H102ZM108 259H110V258H108ZM27 260V259H26ZM35 260H36V258H35ZM43 260V259H42ZM50 260H53V259H50ZM60 260H61V258H60ZM79 260H77L78 262H79ZM89 260H86V262L87 263H90L91 261H89ZM95 260V259H94ZM93 260V262H91L92 264H94V262H96L97 260H95L94 261ZM17 261V262H16ZM21 261H24V260H22L21 259ZM39 261V260H38ZM83 261V260H82ZM105 261H108V260H106L105 259ZM43 262V261H42ZM50 262V261H49ZM22 264V262L21 263H19L18 262V260L17 259H15V258H12V257H10V256H8V253H7V255H5V254H2V253H0V264ZM24 263V262H23ZM56 263H58V262H56ZM60 263V262H59ZM58 263V264H59ZM64 263V262H63ZM80 263V262H79ZM83 264L85 263V262H82ZM81 263V264H82ZM86 263V264H87ZM90 263V264H91ZM97 263V262H96ZM105 262H103V264H104ZM107 263V262H106ZM26 264V263H25ZM42 264H49L48 263V261L46 262H44V263H42ZM53 264H55V263H53ZM61 264V263H60ZM100 264V263H99Z\"/></svg>",
	"mask_w": 264,
	"mask_h": 264
}]
</instances>
